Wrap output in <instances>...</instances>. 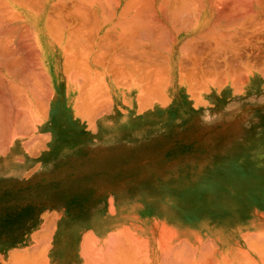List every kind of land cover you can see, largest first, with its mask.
<instances>
[{"label": "crops", "instance_id": "1", "mask_svg": "<svg viewBox=\"0 0 264 264\" xmlns=\"http://www.w3.org/2000/svg\"><path fill=\"white\" fill-rule=\"evenodd\" d=\"M111 1L112 0H110V2ZM126 1L127 2L130 1V3H134V2H132V0H119V1L117 0V2H119V3H118V5H115V6H117V7H115L114 4L116 1L114 0V2H113L114 4H113L112 2L110 3L108 0L107 2L112 4L111 5L112 8L110 9V4L108 5L107 2H101L102 5L100 3L99 6L97 7V9H94L95 11L92 12V15H90L88 18L86 17V19L84 16V12H81L84 10L83 9L84 6H82V8H81L83 10L78 11L80 6L79 7L76 6V8H78L76 10V8H74V6L71 4V2H65V3L63 2L64 3L63 4L64 9L62 7V3H60V4L58 3L57 5L55 4L56 6L50 5V7H48L50 9L45 11V16L43 17L42 20H40V22L38 24V25H40V28L42 29L41 40H39L37 38V35H36L37 20H35V19L37 18V16H35V14L33 16H27V18H28L27 25H29L30 34L24 26H22V27L19 26L20 24L22 25L24 22H20L19 20H17V22L14 23V21H13L14 18L10 20V21H12V24L14 23L16 25L15 26V28L17 27L16 30L18 29V32L16 31L17 33H15V31H14L13 36H12L13 37V44H15L13 46L18 47L17 48L18 50H15L13 47L12 50L13 51L15 50L13 53H12V50L5 52V54H3L4 51L2 53H0V75L3 76V77L0 76L1 77L0 78V90H1L0 91V97H1L0 99H2L0 101L1 102L0 104L1 105L3 104L1 106L2 108L0 109V117L1 118L4 117L3 119H5V117H6L5 114L8 111V108H7L8 102H10L8 114H10V111L12 110L11 113L13 114L12 117L14 118V122H15L12 124L11 120H13V119H11V120L9 119L11 121V124H12V128H10V126L8 125L9 121L7 119L6 125H8V126L4 128L3 125H4V122L6 120L3 121V119L0 118V120H1L0 121V123H1L0 124V136L1 135H2V137L6 136L7 131L9 133L10 129H11L10 133L12 134L11 135L9 133L10 135H7L8 139L10 140L9 142L6 139L7 137H4V138L1 137L3 142L1 145L2 147L0 148V264H18V263L19 264H27V263L28 264L29 263L34 264V263H36V261H35V259H36V256H35L36 253L35 252H36V248H37L36 246H38V245H40L41 247L44 246L42 244V239H37L36 233H44V232L59 233V238L55 237L53 240H50L49 245H47V247L49 248V255H48L47 264H86V259L88 258L87 255L92 253L91 249H92V247H94L93 244L95 242L84 239V235H81V233H83L85 231L109 232L108 235H106V237L108 239H109V237H111V235L113 233H114L113 237L116 238L115 234H117V232L126 231L127 227L128 228L131 227V217L133 215L132 200L133 199H135V200L147 199V184L148 183L161 182V183H165V184H179V183H181V180L179 178V171H177V170L174 171V169H179L180 167H182V168L195 167V164L194 163L190 164L189 161H188V163L179 164V161H177L179 159H176L175 161H174V159H170V158L165 159L164 155L166 153H170L173 151L179 152L180 151V147H179L180 144L189 145L190 141L192 144L194 143L195 131H196V127H197V120H203L204 121L206 119H215L216 115H217V111H219L221 108H224L223 114H225L224 116H226V118L228 117V115H233V116H235V117L232 116L233 118L241 120L245 126H249V124H251V126H252L251 129L254 128V124L256 125V123L258 121L259 82L257 83V81L254 80V75L253 74L251 75L249 73V70H250L249 69V63L250 62H248L251 59H254V55H253L254 49H253V46L251 43L252 42L255 43L256 38L259 37V32H258L259 28L257 29V27H258L257 24L260 21V19H259L260 18V12H259V9H257V7L255 9L258 10L257 12L259 14L256 11H254L255 10L254 7H253V9L250 10L248 8V6H249L248 3H244L243 0L239 1V2L235 1L237 3V5H236L237 7L234 6L236 10L239 11L238 7L243 5V6H241V10L245 9V7H246V9L251 11L250 12L248 10L247 11L242 10V13H241V10H240V13L238 12L239 14L236 13V15L234 13L235 9H232V11H229L230 13H233L235 17L237 15H240V17H243V15H245V14L248 15V16L245 15L246 17H249V18L245 17L246 20H244L243 18L242 19L238 18L239 16L236 17L238 19V21L240 20L239 23H241V20H242L243 23L240 25L236 24L237 19L233 18L235 20V21H233V19L231 18L233 15L228 16V17H230L231 22L229 21L228 18H226L227 16L225 18H224V16L221 17L222 20H220V22H221V24L223 23L222 25H225L224 24L225 21H229L230 23L234 22L236 24V26H234L233 25L234 23L230 24L229 22H227L226 25H228L229 28L228 29L224 28L223 29L224 31L222 30V32L225 33V32L231 31L230 29H232V33H231L232 37L229 35L230 33L228 32L229 36L225 37V38L222 37L221 39H225V41H229V39L230 40L235 39L237 41H242V39H243V41H247V43L250 42V45L252 48L251 47L249 48V46H247V49H242L241 51H237L239 48L235 44L236 41L233 42L234 40H232V42L234 44L231 42L232 45H231V43L229 45L233 46V47L235 45L236 47H234V48L231 47V49H230L229 48L230 46L224 45L225 47L223 48V44L217 45L214 43V41L217 40V38H216L217 35L215 38L213 36H210L212 39H210V37L208 36V39H210V41L212 40L211 41L212 44H208V42H210V41L206 40L207 37H204V39H202L201 37H199L197 35L198 32L195 34V32L197 31V24L202 22L203 20L204 21L208 20V25H209L208 27H210L211 30H214V26H213L214 24L213 23L216 19L214 17H215L217 12L212 11V9H215L214 7H220L222 4H220V6L219 5H213L212 2L205 1V5L202 7L201 6L199 7L198 5H196L197 4L196 1L191 2L194 0H187L188 2L185 0L187 4H185L184 0H183L184 2H180V0L179 1L173 0V1H169V2H158L155 0L154 1L151 0L152 2L151 1H150L151 3L147 2L148 5H145V7H147L153 3V5L152 6L150 5L151 7L150 6L149 7L151 9L153 7V11L155 10L157 13L154 12L152 14V10L148 11V9L150 10V8H147L146 10L148 12H146V13H149V12L151 13L147 16L151 17L153 19V21H151L152 19L149 18L150 21H148L149 20L148 18H146L147 20L146 19L143 20L145 17L142 18V16L145 14L144 12L146 11L144 9L145 11L143 12L144 7L141 9V6H140V12L142 10L143 13L141 12L142 16H139L141 13L140 14L138 13V10H139L138 9L139 4L137 3L138 0H136V1L134 0L135 3H137V5H135L134 9L137 7L136 11L138 14L137 13L136 14L138 15V19H139V20L136 19L137 23L135 26L134 23L136 22V20H133V19L137 18V16L135 17L136 14L133 13V12H136L133 9L134 5L130 4L131 5L130 7H129V5L126 6L129 3V2L126 3ZM143 1L144 0H142V3L145 2V1L144 2ZM248 2H249V0H248ZM105 3L108 5V8L106 7ZM231 3L233 4L234 2H231ZM238 3L241 5L238 6L239 5ZM243 3L246 4L245 7H244ZM65 4H67V5L65 6ZM69 4L71 5V7ZM189 4H191L190 8H191V6H193L195 4L196 7L198 6L200 9L199 8H197L198 10L194 9L196 7H194V8L192 7L190 9L189 6H187ZM156 5H158V6H156ZM159 5H161L163 7H161ZM58 6H60V8H62L64 11L62 9H59ZM100 6H102V8L104 7L105 11H103L102 8H100ZM123 6L127 7V11L131 10V9H128V7L129 8L132 7V10L127 12V14H125L122 10H125V12H126V9H125L126 7L123 8ZM67 7L69 8L70 11L67 10L68 9ZM160 7L162 9H164V12L167 9V12H168V13L166 12L167 15L172 14L173 16L171 15L170 17H168V16L164 15V12H163V10H161ZM184 7H186L185 9H188L187 13L190 12V10H192L190 12L191 14H189V13L185 14L184 12H182V11H186L183 9ZM230 7L233 8L232 6H230ZM11 8L13 9L14 6H12ZM73 8L76 10V12L74 11ZM113 8L115 10L114 11L115 16L113 15L112 18H110V19H108L107 17H104V14H103V16H102V14L101 15L99 14V13L104 12V13H106L105 16L110 17L108 15L107 9H109V13H112ZM58 9H59V11L61 10L60 12L63 11V14H62L63 17L66 15L63 18L61 16V13L59 12L60 13L59 18L61 17L60 20H62V18H63V21H61V22L65 23L64 25L63 24L61 25V22L59 21V19L57 17L59 14L57 12ZM120 9H122L121 10L122 14L124 13L125 15L123 14V16L122 15L119 16V14H121L118 12ZM66 10H67L68 14H66L67 13ZM168 10H170L172 12L174 11V12H176V14L179 12V14L181 15V19L184 20V23H185V21L187 23L189 21L188 24L191 23L190 24L191 28L189 27L188 24H180L179 23L182 20H180V16H178V14H177V16L179 17V19H177V22H176L177 16H176V18H174V16H175L173 14L174 12L170 14V11H168ZM195 10H197V11L201 10L200 13L198 12L199 16L197 15L196 12H194ZM252 10L254 11V13ZM48 11L51 12L50 13L51 15L48 16L50 18L49 22L51 20L57 18L54 21H52L53 23L52 22L49 23L48 20L45 19L47 17L46 15L48 14L47 13ZM101 11H103V12H101ZM70 12H72L73 15ZM78 12H80V13H78ZM229 12H227V14H229ZM249 12H250V14L252 13V15H254L253 17H255L254 19H256V20H254V19L252 20L253 17L249 15ZM34 13H35V11H34ZM77 13L80 14L81 16L79 17V15H77ZM81 13H83V15ZM93 13L95 15H97L96 18L94 17L95 19H97V17H99V20H96V22L98 21V23H99L96 26V28L94 26L97 23L94 22L95 21V20H93L94 18H91L89 21V18L93 17V15H94ZM132 13H133L134 18H132V16H131ZM90 14H91V11H90ZM112 14H110V15H112ZM256 14H258V15H256ZM53 15L54 16L56 15V16L54 17ZM67 15L68 16L72 15V16H69V18L71 20L67 17ZM150 15H153V16H150ZM52 16H53V19H52ZM126 16H127V18L129 16L132 18L134 23H132V21H130V22H131V24H133V26L135 28L131 24L129 26L125 23V21H127ZM182 16H185L186 19H183ZM82 17L85 19L84 22H86V24L83 22ZM102 17H104L105 19L107 18V21L106 22L104 21L105 23L102 22V19H104ZM124 17L126 19L125 21L121 19ZM139 17H141V21L143 20L142 22H140ZM188 17H189V19L191 17V19L190 20L187 19ZM131 18L130 19L128 18V20H131ZM171 18L172 19L174 18L175 22ZM119 19H121L120 21H122L123 24L121 22H119ZM226 19H228V20H226ZM247 19L249 21V25L247 23L248 22ZM250 19L252 22L250 21ZM65 20L68 21L67 22L68 26H66L67 23L65 22ZM78 20L82 21L83 24H85V26L87 24H91V20H92V22L94 23V25L92 24L93 25L92 27L95 30L92 29L91 25H89V28H88V26H86V28H88L87 29L88 32L93 30L94 33L91 32V35L88 34L84 28H81V27H84V25H82L81 24L82 22H79ZM243 20L245 22L247 21L246 24H244L245 22ZM7 21L9 22V19ZM56 21L60 22L59 26L62 29L60 27H59L60 30L58 29V23ZM144 21H145V23H144ZM212 21H213V23H212ZM253 21L254 22L256 21L255 24L257 23L256 25L254 24L255 26L252 25ZM45 22L46 23L48 22L50 25L48 23H47V25H49V26H52L54 24V26H52V27L55 28V26H56L59 31H55V30H57L55 28L54 33H53V30L47 28V25H45ZM101 22L103 23V25ZM112 22L115 24H113ZM116 22H117V25L122 24L121 26L123 28L117 26ZM127 22H129V21H127ZM138 22L140 25H137ZM146 22H148V23H146ZM5 23H7V22H5ZM79 23H80V25H79ZM118 23H121V24H118ZM154 23H157V24H154ZM31 24L33 27L31 26ZM142 24L144 26H146V28ZM158 24H160L161 26H163L164 24L167 25L166 28L168 27L169 31H167L168 29H166V32H169V35L165 34L166 33L165 27L164 26L161 27ZM181 25H184L185 28L177 29L178 27L180 28ZM186 25H188L187 26L188 29L186 28ZM241 25H244L242 27H245V28L247 27L249 29H247V31H246L244 28H241ZM107 26H108V28H106ZM114 26L116 28H112ZM238 26H240V27H238ZM251 26H252V28H251ZM52 27H49V28H52ZM74 27H76V28H74ZM90 27H91V29H90ZM97 27H98V31H96ZM128 27H130V31H129ZM137 27L141 28V29L139 30ZM143 27L146 31H148L149 28H150L149 30H151L152 28L154 29V27L155 28L157 27V28L155 29V32L153 29L151 30L153 32H149V31H148L149 33L147 32V35H146L148 37V39H147L146 36H145L146 38H144L146 31H145V34L142 33V31L144 32V30L142 29ZM158 27H159V29H158ZM254 27H256V28H254ZM20 28H23V29H20ZM79 28L82 29V30L80 29L81 32H79L80 34H82L81 36L77 33V31H79ZM131 28L135 32H137L136 30L138 29L141 33L137 32V34H136L133 30H132L133 32L131 33ZM46 29H48L49 31H46ZM69 29H71V30L68 31ZM83 29H84L85 33H87L86 34L87 38H84L85 33H83L84 32ZM105 29L110 31L111 33L109 32V34H111V35H109L107 33L108 31ZM121 29H122V32L124 31L123 33L121 32ZM126 29H128V30H126ZM217 29L218 28L216 27V32L220 30V28L218 30ZM254 29H257L256 30L257 32ZM19 30H21V32L22 31L24 32V30H25V32L27 31L26 34H28V35H26L25 32L19 33L20 32ZM72 30L74 32L76 30V33H74ZM156 30H157V32L159 31V33H160V30H161V33L165 32L162 34L165 39L161 35V37H162V40H161L160 36L158 34H157L158 36L156 35ZM249 30L250 31L254 30L255 31L254 34L252 31H251L252 33L250 34ZM95 31L97 32V35H95L96 34ZM103 31H105L107 34L103 35L104 34ZM235 31L238 32L236 36L234 35V34H236ZM58 32H60V33H58ZM125 32H126V34H125ZM129 32L132 35L134 34L133 36L135 38H133V36H131L129 34ZM222 32H218V33H222ZM240 32H242V33H240ZM14 33H15V35L16 34L17 35L14 36ZM49 33H53L54 37H56V38L58 37V38L57 39L53 38L52 34H49ZM112 33H113V35H112ZM121 33L123 35H121ZM152 33H154V34H152ZM244 33H246V34L248 33L249 35H245ZM18 34H20L21 36H22V34H24L23 36L25 38L24 37L21 38V36H19ZM31 34H33L32 37L30 36ZM77 34H78V36H77ZM138 34H141V36L140 35L138 36ZM148 34H152L151 37ZM170 34L172 35V37ZM173 34H174V37H173ZM239 34H241V35H239ZM256 34H258V36ZM88 35H89V38H88ZM108 35L110 37L112 36L111 37L112 39L109 38ZM165 35H166V37H169V38L171 37V40L169 38L166 39ZM194 35H195V37H194ZM226 35H227V33H226ZM243 35H244V37L245 36H249V37L244 38ZM17 36L19 37V40H18ZM70 36H73V37L71 38ZM74 36H76V37H74ZM101 36H104V37L106 36V38L101 37ZM107 36H108V39L112 42H110L107 39ZM125 36H128V37H125ZM152 36L154 38H156L157 40L159 38L158 43H156V40ZM250 36H252V38ZM59 37H61V39ZM114 37L118 40H116ZM197 37H198V39H197ZM139 38L140 39L142 38L143 44L139 43V41H140ZM199 38H200V40H206L208 45L205 44L204 41H202L203 42L202 43L199 40ZM219 38L220 37L218 36V39ZM238 38H240L241 40L240 39L238 40ZM31 39L32 40L34 39V41H32ZM71 39H74L75 41L72 40L74 42L70 41L71 42L70 43L69 40H71ZM150 39L152 40V43H151ZM246 39H248V40H246ZM17 40H18V42H17ZM24 40H26V41H24ZM106 40H108V41H106ZM144 40L146 42H144ZM153 40H154V44L156 46L153 44ZM19 41L20 42L22 41L21 45H23V42H24V46H23L24 50H22L23 47H20L21 45H18V44H20ZM31 41L35 43V44L33 43V46L36 45L33 48H31V50L32 49L35 50L36 47L38 46V53L36 50V52L33 51L34 53L32 54V51L29 50L30 49V45H29L30 43H31V47H32ZM134 41L137 43V45L139 43V45H141V46L140 47L138 46V48H137V45H136V47H135ZM160 41H162V42H160ZM189 41H190V43H193V42L198 43L200 41V43H198L199 45L197 43H196L197 45L195 43H193V45H192V44H189ZM191 41H193V42H191ZM75 42L78 44H76ZM87 42L88 43L91 42L92 44H90V43L87 44ZM167 42H168V44H167ZM67 43H68V45L70 43L71 46L70 45L68 46ZM73 43L76 45H74ZM82 43H83V45H82ZM84 43H86V44H84ZM128 43L129 44L131 43L132 46H129ZM183 43H184L183 48L185 46L186 49H187V47H189V45L194 46L195 49H194V47L193 48L190 47V48H192L193 52L197 55H195L194 53L191 54L190 50L192 51V49H190V48H188V50H185V48L184 49L182 48V49H183V51L185 50L184 52H186V53L190 52L191 55L189 54L187 56L186 53L181 52L182 49H178V48H180V45ZM185 43H187V44L185 45ZM65 44L67 45V47ZM100 44H102V46H103V47L101 46L102 50H101ZM103 44L104 45L107 44V48H106L107 52L105 51L106 46L104 47ZM147 44L148 45L150 44L152 47L150 45L148 47ZM165 44H167V46L168 45L171 46V47H169V46L167 47L170 49L165 50L166 46H164V48L162 47V45H165ZM108 45H110V48L108 47ZM142 45H145V46H143V48H142ZM153 45H154V47H153ZM160 45H161V47H160ZM212 45L214 46V49H213ZM25 46H29V48H27ZM113 46H114V48H113ZM219 46H222V48H219ZM227 46H228V48L226 50ZM85 47L91 48V49H89V52H88V49H86L85 52L83 51V50H85ZM130 47H131V50L129 49ZM144 47H145V49L147 47L148 50L146 49V51H145ZM64 48H66L69 51H66V49H64ZM92 48H93V50H92ZM151 48H154V49L157 48V49L154 50ZM198 48H199V50H198ZM216 48H219V49H216ZM134 49H136V50H134ZM162 49H164V50H162ZM200 49L202 52L204 50L207 52L209 49H211L209 51H212V49H213L215 52L212 51V52H208V54H207L205 51L202 53L200 51ZM222 49H225V50H223L224 52L221 51L225 54L218 53V52H220L219 50H222ZM232 49H233V51H232ZM234 49H236L235 52H234ZM103 50L105 51L106 55H105V53H103L104 52ZM124 50H126V51L128 50V51L126 52ZM153 50L155 52H156V50H158V52H156L157 54H154L155 52ZM246 50H249V51H246ZM22 51H25V52H22ZM161 51H162V53H161ZM228 51H230V53ZM10 52H11V54H10ZM76 52H78L79 56H78V54L76 56V54H75ZM99 52H101L102 54ZM124 52H126V53H124ZM139 52L140 53L144 52V54H142V56H141V54H138ZM200 52H201V54H198ZM213 52L220 54V56L217 54L215 55ZM236 52H238L240 54L238 55V53H236ZM160 53H161V55H160ZM183 53H184V55L182 57ZM204 53H206L207 55L203 56L204 57L203 58L201 56ZM24 54H26V55H24ZM71 54H72V56H71ZM74 54H75V56H74ZM113 54H115V55L113 56ZM165 54L167 57L165 56ZM185 54H186V56H185ZM211 54H212V56H211ZM102 55L103 56L105 55L106 58H105V56L102 57ZM123 55H125V56H123ZM138 55L141 57H139ZM192 55H195V58H193V59H196L197 62L199 61L201 63V61H202L201 59H203L204 62L202 61L201 64L205 65L206 61L208 63V60L210 59L209 62H211L213 60L212 61L213 65L218 66V67L213 68V65H211L212 63H208L205 66L206 67L205 70H204L205 67H203V65H201L202 67L199 68L196 65V64H200L199 62L196 63V61L194 60V61H192L193 62L192 63L191 60L189 59V56H190V58L193 57ZM224 55L225 56L227 55L226 59L229 61L228 64L231 66L233 64H235V66L237 65V67L240 65V68H241L242 66L245 67V65H246V67H245L246 69L242 68V69L246 70V71L244 70L246 77L241 76V75L240 76L238 75V77H234L235 72L239 73L241 71L242 75H244L243 70L242 69L240 70L239 67L238 68L236 67L234 69V67H233L234 65L232 67L231 66L229 67V65H228V67H227L228 69L224 68L226 73L228 75L230 73L229 76H231V72H234V71L229 72V70L234 69L235 72L232 73V78L236 79V80L233 81L231 78L230 82L224 81L226 83V86H227L225 88H227V89L219 91L217 89L220 87L221 84H220V82L215 83V80L220 79V81H221L222 77H223L221 75H223L225 73L224 69H221V68H223V66H222L223 65V63H222L223 58H221V57L225 58ZM36 56H38V58H39V60L37 62L35 61V60H37ZM65 56H66V58H65ZM69 56H71V57H69ZM98 56L101 59H99ZM132 56H133V58H132ZM145 56L148 58H146ZM196 56L197 57L199 56L198 58L201 57L200 60L198 58H196ZM231 56H233V58ZM85 57H88V60ZM96 57H98V58H96ZM114 57H116L117 60H116V58H115V60H112V59H114ZM118 57H119V59L121 58L122 61H121V59L118 60ZM128 57L130 58L131 61L128 59ZM137 57L139 58V60H141V62L138 60ZM150 57H151L152 61L151 60L149 61ZM152 57H153V59H152ZM215 57L219 60H217ZM124 58L127 59L128 61L125 60ZM163 58H165V59H163ZM7 59H9V61ZM94 59H95V62H97V63H94ZM133 59H134V61H133ZM157 59L159 61H156ZM179 59H182L184 61L179 60ZM187 59H188V61L189 60L190 61L187 62ZM239 59H241V60L243 59V60L241 61ZM245 59H247V60H245ZM5 60L7 63L5 62ZM68 60H69V62H68ZM83 60H85V61H83ZM97 60L99 61V63ZM215 60L217 62H215ZM21 61H23V62L21 63ZM33 61H34V63H33ZM81 61H83V62H81ZM109 61H111V62H109ZM146 61H148L150 63H152L153 61L154 62H153V64L149 63V65H148V63ZM179 61H181V62H179ZM236 61L239 62L240 64L238 63L239 64L238 65L236 63ZM245 61H247L248 64H246ZM251 61H254V60H251ZM127 62L128 63L130 62L129 63L130 65ZM231 62H233V63H231ZM244 62H245V65H243ZM26 63H28V64H26ZM37 63H39V65H37ZM72 63H73V65H72ZM100 63H102V64L104 63L103 66H102V64L100 65ZM105 63H106V65H105ZM111 63H113L114 66ZM118 63H119V66L121 67V69L118 70L119 75L115 74V72L117 73L116 69L120 68L118 66ZM158 63H159V67H160L159 69L157 67ZM163 63L165 65H163ZM241 63H242V65H241ZM15 64H16V66H13ZM87 64L90 65L91 67L87 66ZM116 64H117V66H115ZM131 64L133 66H135L137 69L135 70V68ZM161 64L164 67L160 66ZM178 64H180V65H178ZM186 64L189 65V66H187V68L185 66ZM24 65H26V66H24ZM66 65H68V66H66ZM69 65H71V67H69ZM74 65H76V67H74ZM146 65H147V67L145 68L144 66H146ZM183 65H184V67H183ZM30 66L33 68H31ZM77 66L79 67V69ZM149 66L155 67L159 73L157 71L155 73V70H156L155 68H153L154 73H151V71L153 72V69H151V71H150ZM192 66H194V67H192ZM195 66L198 68H196ZM27 67L30 70V71L28 70V73L30 75L27 73V69H28ZM65 67L69 68V70ZM81 67H83V68H81ZM87 67L90 68L91 71ZM138 67H139V70H138ZM207 67H209V68H207ZM211 67H212V70L214 69L213 74L215 72V75L212 74V71L210 69ZM15 68H17V70ZM75 68H77V69L75 70ZM111 68L113 71H108V69L110 70ZM127 68H130V69L132 68L133 70L131 69L132 71H130V69H127ZM161 68L162 69L166 68L167 70L165 69V71H164V70H161ZM182 68H185V69L183 70ZM195 68H196V71L198 69L199 70L196 72ZM19 69H20V71H19ZM31 69L34 71H32ZM97 69H98V71H96ZM123 69H125V71ZM208 69H210V70H208ZM215 69L218 71H215ZM15 70L18 72L16 73ZM145 70H147V71H145ZM192 70H193V72H189ZM81 71H86V72H81ZM121 71H122V73L120 75ZM129 71L131 72V74L129 73ZM23 72H24V75H22ZM30 72H32V73H30ZM71 72L73 73V76L71 75ZM87 72L89 73V75ZM96 72H98V73H96ZM123 72L127 73V74L126 73L125 74L129 77L128 79L126 76H125L126 80L125 79L123 80V78H121L122 76L124 77V75H125V74H123ZM188 72L191 74H189ZM241 72H240V74H241ZM246 72H248V73H246ZM1 73H3V74H1ZM36 73H38L41 76H39ZM81 73H82V75H81ZM145 73L147 75H149V74H151V75H149L148 78L146 79L147 75ZM195 73H196V76H194ZM203 73L206 74V76H204ZM218 73H219V75L221 73V75L220 76L217 75ZM114 74L116 75L115 76L116 80L114 78ZM197 74H198V76H197ZM210 74H212V76H214V77H212V76H210L211 78L208 77V75H210ZM4 75L6 76L5 78H4ZM33 75H34V77H33ZM87 75H88L89 79L85 81V79L83 77H87ZM90 75H91V77H90ZM92 75H94L95 78H94V76L92 77ZM100 75H101V79L98 78ZM144 75H146V76L144 77ZM158 75L162 76L163 78L165 77V79H163L162 77H159ZM165 75H167V76H165ZM189 75H190V77H189ZM199 75H200V79H199ZM228 75L226 76V78H229ZM22 76H24V77H22ZM27 76H28V78H27ZM36 76H38V77H36ZM74 76H76V77H74ZM140 76H142L141 77L143 80V81L141 80L142 83L140 80L137 79L138 77L140 78ZM152 76L153 77L158 76V79H156V77H154L155 78L154 79ZM215 76L218 79H216ZM96 77L98 79H96ZM188 77H189V79H188ZM194 77H195V79H194ZM197 77H198V79H197ZM202 77H205L206 79L202 78ZM7 78H8V80H7ZM31 78L32 79L34 78L33 81ZM39 78L40 79L42 78V80H40ZM79 78H80V80H79ZM90 78H94V79H90ZM117 78H118V80H117ZM161 78L163 79V81L159 82L162 80ZM191 78H192V80H191ZM239 78H241L240 81H238ZM27 79H29V80H27ZM23 80H24V82H23ZM89 80H90V82L91 81L92 82L91 83L88 82ZM11 81H12V84H11ZM78 81H80V82H78ZM123 81L125 83H126V81H128V82L130 81V83L125 84ZM139 81H140V83H139ZM146 81L149 85H147ZM153 81H154V83H153L154 85L152 84ZM1 82H3V83H1ZM13 82H15V85H16V83H18V85H16V86L17 87L19 86V88H17ZM35 82H37V83H35ZM87 82L90 84H86ZM206 82H208V83L210 82V83L207 84ZM222 82H223V80H222ZM27 83H28V85H27ZM31 83L34 84L35 86H39L38 87V89L40 88L38 91L39 95H37L36 90H38V89L36 87H34V85L29 86V85H31ZM96 83H98L99 85ZM101 83L103 84V86L105 88L101 85ZM198 83H199V85H202V86L199 87ZM2 84H4V85H2ZM10 84L14 85V87L16 89H14V88L11 89L10 87H12V86ZM150 84H151V86H150ZM156 84H158V85H156ZM210 84L213 87H208V86H210ZM235 85H237V86H235ZM40 86H42V89ZM82 86H83V89L81 90ZM84 86H86V87H84ZM142 86H145L147 89L151 88L152 90L151 89L147 90V91H149V92H147L146 88L142 87ZM233 86H235V87H233ZM4 87H5V89H4ZM20 87L25 91H23V90L21 91ZM32 87H34V88H32ZM88 87H89V89H88ZM8 88L11 90H9ZM95 88L97 90H95ZM101 88H103V89H101ZM205 88H207V89H205ZM17 89L18 90L20 89V90L18 91ZM34 89H35V93H36L35 95H34ZM85 89H86V91H85ZM154 89H156V90H154ZM201 89L205 90V95L202 94ZM32 90H33V94L31 93ZM40 90H41V93H40ZM43 90L45 92H43ZM87 90H88V92H87ZM94 90L96 93L95 92L92 93V91H94ZM98 90L100 91V93ZM13 91H15V92H13ZM17 92H20V93L17 94ZM22 92H25V95ZM82 92L85 93L84 94L85 96L82 95L83 94ZM227 93H228V95H227ZM19 94L21 95L20 98H19ZM104 94H105V96H104ZM224 96H230L229 101L226 103L222 102V100H221L222 97H224ZM21 97H23L24 99H22ZM25 97H26V99H28L27 102H29L28 106L30 107V108H28V106H27V109H26L27 102H26ZM88 97H90V98H88ZM201 97L203 100H205V103L203 101H201ZM9 98L11 101L9 100ZM16 98H17V100H16ZM36 98H37V101H36ZM94 98H95V101H94ZM88 99H89V102H88ZM3 100H7V101L4 102ZM18 101H20V103ZM38 101L41 103L40 105H38L39 104ZM98 101H99V103H98ZM14 102H15V104H14ZM24 102H26V105H24L25 104ZM100 102L105 103V104H101ZM6 103H7V105H4ZM78 104H80V106H78ZM21 105H24V106L22 107ZM5 106L7 108L6 110H5ZM15 106L16 107L19 106V107L16 108ZM24 107H25V111L27 110L26 114H28L26 116L28 118L25 117V119L23 118V116H25V115L22 116V114H23L22 112L24 110ZM17 109L19 111L18 113H16ZM20 111H21V113H20ZM19 113H20V115H19ZM1 114H4V115L1 116ZM8 114H7V116L11 117V115H8ZM29 115H31V116H29ZM18 116H20V117H18ZM20 118H22V119H20ZM19 119L22 123L21 122H18V123L23 124L24 127H26V128H24L21 125H20L21 127L19 126V124L16 122L17 120L19 121ZM23 119L25 121L27 120V123H25V121ZM28 120H30V121L28 122ZM25 124H28L29 126H27V125L25 126ZM7 128H8V130H6ZM20 128L23 130H21ZM26 129H27V131H26ZM3 130L5 132L4 134H3ZM9 136H11L10 137L11 139L9 138ZM2 140H0V141H2ZM4 141H7V142H5L6 144L4 143ZM183 150L190 151V148L189 147L184 148ZM160 176L164 177L165 179L164 180L151 179V178H157ZM140 209H142V208H139V210ZM146 213H147V211L145 209L143 214H146ZM257 215L259 217V220L264 222V210L259 211ZM5 233H12V234H11V236L8 237V236H5ZM63 233H72L73 238L65 239V238H63ZM114 241H116V240H114ZM114 241L112 240L113 243H114ZM124 241L125 240H120L118 244L121 243V246H122V243H124ZM115 250L117 251V249H115ZM30 251H33V252H30ZM116 251H115V253H116ZM18 253H19V256H18ZM22 255L24 257H21ZM261 256H263V255L261 253V250H259V259H258L257 264H264V262L261 261L262 260ZM119 257H118V259H119ZM27 259H29V260H27ZM26 260H27V262H26ZM32 261L34 263H32ZM116 261L117 260L115 258L114 263H116ZM122 261L124 262V258L121 261L120 260L117 261V264H119V262L122 263ZM14 262H16V263H14ZM254 264H256V263H254Z\"/></svg>", "mask_w": 264, "mask_h": 264}, {"label": "rangeland", "instance_id": "2", "mask_svg": "<svg viewBox=\"0 0 264 264\" xmlns=\"http://www.w3.org/2000/svg\"><path fill=\"white\" fill-rule=\"evenodd\" d=\"M261 39L263 41H258L261 46L259 44V48L257 47L258 49H255L256 47L254 46V53H256V51L258 54L261 53V55L259 54V59L261 58L260 62L264 59L262 58L264 57V52H262L264 51V38ZM225 42L229 44L232 41ZM225 42L223 44L228 45ZM243 42L244 41L236 42V44L238 43L236 45L238 48L242 45L238 49L239 51L247 49V46L251 47L250 42ZM258 42L257 40L255 41L257 44ZM255 43L253 44L257 46ZM255 56L257 57V53L256 55L254 54V57ZM206 83L209 84L210 82ZM220 84V87L218 89L216 88L217 90L222 91L227 89L225 88L227 87L226 83L220 82ZM208 87L213 86L210 84ZM201 92L205 95V90L201 89ZM258 96V121L256 125L254 124L253 129H251V124L245 126L241 120L233 118L235 117L233 115H228L226 118V116H224L225 114H223L224 108L217 111L215 119H206L204 121L197 120L194 143L192 144L190 141L189 145L180 144L179 152L173 151L164 155L165 159L170 158L174 159V161L179 159L177 160L179 164L188 163L189 161L190 164L194 163L195 167H180L179 169H174V171H179V178L181 180L179 184H165L161 182L148 183L147 199L132 200L133 215L131 217V227H127L126 231L117 232V234H115L116 238L118 236L122 240H129L130 242L127 241L129 244L132 242L130 240V238H132L134 242L136 240L137 245L141 240V242L144 243L143 245H145V241H147L149 245L151 243L150 248H153L156 243V241L153 242V240H155L154 237H159V232L154 235L152 231L155 229L157 230L158 226V228H162V231L163 229L164 231L169 230L166 231V234L172 235L175 238L181 235H188V233L183 232L185 230L182 229V231L176 230L175 232L170 230V226L168 225L169 222L167 224L158 217V212L163 209H166V212L169 214L178 215V219L179 216L185 217L199 214H201L199 218L206 217L218 210H226V214L242 211L241 213H243V216H246L245 218L248 219L246 225L240 229H238V227L241 225L229 226L225 222L218 224V227L208 222L201 223V225L198 226V222L195 219L191 220V222H193L191 224L195 226L190 228L186 226L183 227L189 228L192 231H195L198 227L201 229L200 226L204 227L201 230L206 236V238H204L205 242L211 247L210 250L212 249L211 257H213L215 250L218 249L219 252L225 253L230 264H235L236 261V264L240 262H244L242 264L258 262V250L261 249V253L263 252L264 254V243L258 240L260 235H264V222L259 220L257 214L264 209L262 204V210H259L257 206L251 207L250 204H248V197L250 194V197L254 194L255 196L252 197V200H254L253 202H256L260 197L264 199V79L259 83ZM229 98L230 96H224L221 100L226 103L229 101ZM201 101L205 103L202 97ZM188 147L190 151L183 150ZM151 179L164 180L165 178L160 176ZM139 208L142 209L139 210ZM145 209L147 213L143 214ZM160 219L162 222H160ZM151 221L153 222L151 223ZM177 221L178 220L174 218V221H171L172 225L176 224ZM167 225L169 227L166 228ZM147 227L150 232L147 231ZM222 228L225 229L226 233L223 232L224 230H222ZM150 229H152V231ZM108 233L109 232L85 231L81 233V235H84V239L86 240L96 241V243L99 242L107 249V243L116 239L113 237L114 233L108 239L106 237ZM11 234L12 233H5V236L9 237ZM247 235H253L255 237L254 240L250 239L253 244H251V241L247 240ZM72 236V233H63V238L65 239H71L73 238ZM36 237L37 239H42V244L44 245L42 247L40 245L36 246V251H38L35 255L36 263L37 259H39L43 261V263L39 261L41 264H44V261L45 264H47L49 255V248L47 245H49V241L53 240L55 237L59 238V233H36ZM134 242L132 244L136 245ZM256 244L260 249L258 246L255 248ZM141 249L145 250L142 247ZM227 250L228 252L230 251L231 254L236 253L232 256ZM40 253L42 256L38 258ZM140 253L144 252L141 251ZM261 259H264V257L261 256ZM213 261L217 260L214 259Z\"/></svg>", "mask_w": 264, "mask_h": 264}, {"label": "bare ground", "instance_id": "3", "mask_svg": "<svg viewBox=\"0 0 264 264\" xmlns=\"http://www.w3.org/2000/svg\"><path fill=\"white\" fill-rule=\"evenodd\" d=\"M107 1H108V0H0V53H2V52L4 51L3 54H5V52L11 51L12 48L14 47L13 45H15V44H13V37H12V36H13V32H14V31H15V33L18 32V29L16 30L17 27L15 28L16 25L14 24V23L17 22V20H19L20 22H24V23H23L24 25H23V24H22V25L20 24L19 26H20V27L24 26V27L28 30L29 34H30V31H29V25H27V22H28V18H27V16H33V15L35 14V16H37V18L35 19V20H37V28H36V31H37V32H36V35H37V38H38L39 40H41V38H42V37H41V35H42V29L40 28V25H38V24H39L40 20H42L43 17L45 16V11L50 9V8H48V7H50V5L54 6L55 4L57 5L58 3H59V4L62 3V7H63V9H64V5H63V4H64L65 2H71V4L74 6V8H76V6H78V7L80 6L79 9L76 8V10L78 9V11H79V10L81 11V10L84 9V10L81 11V12H84V16H85V19H86V17L88 18L90 15H92V12L95 11L94 9H97V7L99 6V4H100L101 2H107ZM115 1L117 2V0H115ZM118 1H119V0H118ZM135 1H136V0H135ZM135 1L132 0V2H134V3H130V1H128V2H129V3H128V2L126 1V3H128L126 6L129 5V7H130V6H131L130 4H133V5H134V6H133V9H134L135 5H137V3H138V4H139V5H138V9H139V10H138V13H139V14L142 12V10H141V12H140V6H141V9L144 7V8H143V12H144L147 8H150V7L153 5V3H152V4H150L151 6L149 5L150 7H149V6L145 7V5H148L147 2H148V3H151V2H152L151 0H144V1H145V2L143 1L144 3H142V0H140V1L138 0L137 3H135ZM150 1H151V2H150ZM153 1H154V0H153ZM155 1H158V2H169V1H173V0H155ZM177 1H179V0H177ZM184 1H185V0H184ZM184 1H183V0L181 1V0H180V2H184ZM186 1H187V0H186ZM186 1H185V4H187ZM195 1L197 2V4H196V3H195V4L198 5L199 7H200V6H201V7L204 6V5H205V1L212 2L213 5H219V6H220V4H222L220 7H214L215 9H212V11L217 12L216 15H215V17H214V18H216L215 21H214V23H213V21H212V23L214 24V25H213V26H214V30H211V28L208 27V26H209V25H208V20H205V21L203 20L202 22H200V23L197 24V31L195 32V34L198 32L197 35H198L199 37H201L202 39H204V37H207L206 40H209V41H210V39H212L210 36H213V37L215 38L216 35H217V37H216L217 40L214 41V43L217 44V45H222V44L225 42V39H221L222 37L225 38V37H228L229 35H230V36L232 35V34H231V33H232V29H230L231 31H228V30H227V31L230 33L229 35H228V32H225V33L222 32V30H223L224 28H227V29L229 28V26L226 25V23L229 22V21L231 22V19H230V17H228V16L233 15V16L231 17L232 19H233V18L237 19L236 17H238V16H239L238 18H241V19L243 18L244 20H246V18H249V17H246V16H248V15H246V14H245L246 16L243 15V17H240V15H237V16L235 17L233 13H230V12H229V11H232V9H235L234 6L237 5V3H236L235 1L239 2V1H242V0H194V1H191V2H195ZM63 2H64V3H63ZM109 2H110V0H109ZM111 2L113 3L114 0H112ZM111 2H110V3H111ZM116 2H115V4L113 3L114 6H115V5H118V3H119V2H117V3H116ZM187 2H188V1H187ZM191 2H190V3H191ZM209 2H208V3H209ZM231 2H234V3H233L234 5H233ZM243 2H244V3H248L249 6H248V5H247V6H248V8H249L250 10L253 9V7H254V9H255L256 7H257V9H259V12H260V18H259L260 21H259V23H258L259 25L256 23L257 26H258V27L256 26L257 29L259 28V31H258V32H259V37L256 38V40H257V42H258V41L262 40L261 38H264V0H249V2H248V0H247V1H246V0H243ZM110 3L107 2L108 5H109ZM124 3H125V2H124ZM140 3H141V4H140ZM212 3H211V4H212ZM244 3H243V4H244ZM105 4H106V3H105ZM107 4H106V7L108 8V5H107ZM143 4H144V5H143ZM191 4H192V3H191ZM191 4H189V5H187V6H189V8H190V5H191ZM195 4H194L193 6H191V8H192V7H193V8L196 7ZM231 4H232V5H231ZM238 4H239V3H238ZM56 5H55V6H56ZM66 5H67V4H65V6H66ZM69 5H70V4H69ZM101 5H102V3H101ZM103 5H104V4H103ZM111 5H112V4H110V9L112 8ZM182 5H183V4H182ZM182 5H181V6H182ZM240 5H241V4H239L238 6H240ZM245 5H246V4H244V7H245ZM12 6H14L13 9L11 8ZM60 6H61V5H60ZM60 6H58L59 9H62V8H60ZM73 6H72V7H73ZM82 6H84L83 9H81ZM126 6H123V8L126 7ZM156 6H158V5H156ZM159 6H161V5H159ZM187 6H186V7H187ZM198 6H197L196 8H194V9L199 8ZM230 6H232L233 8H231ZM241 6H243V5H241ZM241 6L238 7L239 11L236 10V9L234 10L235 12L233 11V12L235 13V15H236V13H237V14L240 13ZM68 7H69V6H68ZM68 7H67V8H68ZM70 7H71V5H70ZM70 7H69V8H70ZM115 7H117V6H115ZM129 7H128V9H131V10H132V7H131V8H129ZM161 7H163V6H161ZM161 7H160V8H161ZM164 7H165V6H164ZM186 7L183 8V9L186 10V11H182V12H184L185 14L187 13V10H188V9H185ZM236 7H237V6H236ZM67 8H66V9H67ZM69 8H68L67 10H69ZM74 8H73V9H74ZM100 8H102V6H100ZM123 8H122V9H123ZM136 8H137V7H136ZM136 8L134 9L135 11H136ZM187 8H188V7H187ZM191 8H190V9H191ZM242 8H243V7H242ZM53 9H54V8H53ZM59 9H58V11H57L58 13L61 11V10L59 11ZM63 9H62V10H63ZM70 9H71V8H70ZM73 9H72V10H73ZM122 9H120V10L118 11L119 13H121V14H119V16H120V15L123 16L124 13L127 14V12L131 11V10H128V11H127V7L125 8V9H126V12H125V10H122ZM144 9H145V10H144ZM165 9H166V8H165ZM190 9H189V10H190ZM199 9H200V8H199ZM257 9H255L254 11L257 12V11H258ZM67 10H66V12H67ZM76 10L74 9L75 12H76ZM102 10L105 11V8L103 7ZM107 10H108V11H107V12H108V15H109L110 17L105 16L106 13H104L103 11H101V12H103V13H99V14H100V15L102 14V16H103V14H104V17H107L108 19L112 18L113 15L115 16V14H114V11H115L114 8H113V10H112V11H113V12H112L113 14H112V13H109V9H107ZM121 10L124 12L123 14H122V11H121ZM134 10H133V11H134ZM151 10H152V14H153L154 12L157 13L155 10L153 11V7H152V9L150 8V10L148 9V11H151ZM161 10H163V12H164V9L161 8ZM161 10H160V11H161ZM197 10H198V9H197ZM197 10H195L194 12H196L197 15L199 16V13L201 12V10H199V11H197ZM216 10H217V11H216ZM242 10L247 11L248 9H246V7H245V9H242ZM242 10H241V13H242ZM250 10H248V11H250ZM34 11H35V13H34ZM52 11H53V10H52ZM63 11H64V10H63ZM63 11L60 12V13H61V16H62V14H63ZM69 11H70V10H69ZM90 11H91V14H90ZM120 11H121V12H120ZM148 11L146 10V11L144 12V13L146 14V15L144 14L145 16H144V15L142 16V13H143V12H142L139 16H142V18L145 17L143 20H145L146 18H148V19H149V18L152 19L151 17H148V16H147V15L151 14L150 12H149V13H146V12H148ZM168 11H170V10H168ZM191 11H192V10H190V12H191ZM236 11H237V12H236ZM252 11H253V10H252ZM254 11H253V13H254ZM57 12H56V13H57ZM66 12H65V13H66ZM72 12H73V11H72ZM72 12H70V13L72 14ZM163 12H162V13H163ZM166 12H167V9H166V11L164 12V15L170 17V16L172 15L171 13H173L174 11H173V12L170 11V14H171V15H167ZM190 12H188V13L191 14ZM198 12H199V13H198ZM227 12H229V14H227ZM238 12H239V13H238ZM243 12H244V11H243ZM250 12H251V11H250ZM250 12H249V15L253 17L254 15H252V13L250 14ZM47 13H48V14L46 15L47 17H48L49 15H51V14H50V13H51L50 11H48ZM53 13H54V12H53ZM60 13L58 14L57 17H58L59 21L61 22V21H63V18H64L66 15L64 14L65 16H64V17L62 16L63 18H62V20H60V19H61V17L59 18ZM70 13H69V14H70ZM78 13H80V12H78ZM78 13H77V15H79V17H80L81 15L78 14ZM94 13H95V12H94ZM94 13H93V14H94ZM133 13L136 14L137 11H136V12H133ZM133 13H132V15H131L132 18H134ZM138 13H137V14H138ZM167 13H168V12H167ZM188 13H187V14H188ZM257 13H258V12H257ZM54 14H55V13H54ZM66 14H68V12H67ZM81 14L83 15V13H81ZM95 14H96V13H95ZM95 14L93 15V17H90V18H89V21H90L91 18H94V17L96 18L97 15H95ZM110 14H112V15H110ZM125 14H124V15H125ZM135 14H134V15H135ZM137 14L135 15V17L137 16V18H134L133 20H136V19L139 20ZM173 14L175 15L174 18H176L177 14H178V16H180V20H182V19H181V15L179 14V12H178L177 14H176V12H174ZM181 14H182V13H181ZM226 14H227V15H226ZM258 14H259V13H258ZM258 14H256V15H258ZM72 15H73V14H72ZM72 15H69V16H72ZM129 15H130V14H129ZM182 15H183V14H182ZM53 16H54V15H53ZM53 16H52V19H53ZM55 16H56V15H55ZM55 16H54V17H55ZM69 16L67 15L68 18H69ZM122 16H121V17H122ZM150 16H153V15H150ZM172 16H173V15H172ZM178 16H177V18H176V22H177V19H179ZM190 16H191V15H190ZM222 16H224V18L227 16L226 18L229 19V21H225V23H224L225 25H222L223 23L221 24V22H220V20H222V18H221ZM47 17H46L45 19H47L48 22H49V19H50V18H49V17L47 18ZM73 17H74V16H73ZM104 17H102V18H104ZM184 17H185V16H182L183 19H186V17H185V18H184ZM245 17H246V18H245ZM258 17H259V16H258ZM13 18H14V19H13ZM82 18H83V17H82ZM95 18H94L93 20H95L94 22L97 23V24H95V26H94V27L96 28V26L99 24L98 21L96 22V20H99V17H97V19H95ZM102 18H101V19H102ZM107 18H106V19H105V18L102 19V22H104V21L106 22V21H107ZM128 18L130 19L131 17L129 16ZM128 18H127V16H126V19H127V21H129V22L125 21V20H126L125 17H124V18H121V19L124 20L125 23H126L127 25L130 26V24H131L130 21H132V23H134V22H133L132 18H131V20H128ZM139 18H140V22H142L143 20L141 21V17H139ZM174 18H173V19L171 18V19L174 21V20H175ZM254 18H255V17H253L252 20H253ZM256 18H257V17H256ZM8 19H9V22L7 21ZM11 19H13V21H14L13 24H12V21H10ZM55 19H57V18H55ZM55 19L51 20L50 22L54 21ZM69 19H70V18H69ZM69 19H68V20H69ZM73 19H74V18H73ZM75 19H76V18H75ZM85 19L83 18V22H84ZM121 19H119V22H121V23L123 24V22L120 21ZM150 19H149L148 21H150ZM187 19H189V17H188ZM190 19H191V17H190ZM190 19H189V20H190ZM228 19H226V20H228ZM259 19H258V20H259ZM70 20H71V19H70ZM76 20H77V19H76ZM76 20H75V21H76ZM137 20H136V22L134 23L135 26H136ZM146 20H147V19H146ZM213 20H214V19H213ZM244 20H243V21H244ZM254 20H256V19H254ZM44 21H45V20H44ZM78 21H79V20H78ZM87 21H88V20H87ZM117 21H118V20H117ZM151 21H153V19H152ZM154 21H155V20H154ZM182 21H183V22H182ZM182 21H181L182 23H181V22H179V23H180V24H188V23H189L188 20H187L188 23H187L186 21H185V23H184V20H182ZM233 21H235V20L233 19ZM247 21H248V19H247ZM247 21H246V22H247ZM250 21H251V19H250ZM5 22H7V23H5ZM29 22H30V21H29ZM48 22H47V23H48ZM50 22H49V23H50ZM56 22L58 23V29H59V27H60V26H59V25H60V22H58V21H56ZM56 22H55V23H56ZM65 22L67 23L68 21L65 20ZM79 22H82V21H79ZM83 22H82L81 24L84 25V27H81V28H84L86 31H87V29L89 28V25H91V27L94 25V23H93L92 20H91V24H87L86 26H88V28H86V26H85L86 22H84L85 24H83ZM102 22H101V23H102ZM105 22H104V23H105ZM158 22H159V21H158ZM158 22H157V23H158ZM174 22H175V21H174ZM191 22H192V21H191ZM194 22H195V21H194ZM230 22H229V23H230ZM239 22H240V20L238 21V19H237V23H236V24L240 25V24L243 23L242 20H241V23H239ZM244 22H245V21H244ZM246 22H245L244 24H246ZM251 22H252V21H251ZM255 22H256V21H255ZM255 22L253 21V24H252V25H254ZM47 23L45 22V25H47ZM49 23H48V24H49ZM52 23H53V22H52ZM77 23H78V22H77ZM87 23H88V22H87ZM112 23H113V22H112ZM121 23H118V24H121ZM144 23H145V21H144ZM146 23H148V22H146ZM157 23H154V24H157ZM232 23H234V22H232ZM232 23H230V24H232ZM247 23H248V25H249V21H248ZM62 24L64 25L65 23L61 22V25H62ZM92 24H93V25H92ZM113 24H115V23H113ZM113 24H112V25H113ZM122 24H121V25H122ZM152 24H153V23H152ZM160 24H161V23H160ZM160 24H158V25H160ZM175 24H176V23H175ZM190 24H191V23H190ZM190 24H188L189 27H190ZM236 24L234 23L233 25L236 26ZM256 24H255V25H256ZM49 25H50V24H49ZM49 25H47V28L53 30V33H54V30H55V28L57 29V27L55 26V28H53L52 26H54V24H53L52 26H49ZM79 25H80V23H79ZM102 25H103V23H102ZM112 25H111V26H112ZM116 25H117V22H116ZM121 25H117V26L122 27ZM127 25H126V26H127ZM131 25L133 26V24H131ZM137 25H140L139 22H138ZM142 25H143V24H142ZM158 25H157V26H158ZM162 25H163V24H162ZM178 25H179V24H178ZM188 25H186V28H187V29H188V27H187ZM248 25H247V26H248ZM255 25H254V26H255ZM31 26H32V24H31ZM66 26H68V23H67ZM66 26H65V27H66ZM124 26H125V25H124ZM143 26H144V25H143ZM160 26H161V25H160ZM163 26L165 27V32H166V29H168V27L166 28L167 25H165V24H164ZM163 26H161V27H163ZM191 26H192V25H191ZM242 26H244V25H241V28H244L246 31H247V29H249V28H247V27L245 28V27H242ZM245 26H246V25H245ZM259 26H260V27H259ZM24 27H23V28H24ZM32 27H33V26H32ZM49 27H52L53 29H52V28H49ZM65 27H64V28H65ZM70 27H71V26H70ZM91 27H90V29H91ZM98 27H99V26H98ZM98 27H97V30H96V31H98ZM133 27H134V26H133ZM133 27H132V28H133ZM144 27L146 28V26H144ZM144 27L142 28V29L144 30V32L142 31L143 34H145V31H146V30L144 29ZM216 27H217L218 29L220 28L221 31L219 30V31L216 32ZM238 27H240V26H238ZM256 27H254V28H256ZM23 28H20V29H23ZM25 28H24V29H25ZM45 28H46V27H45ZM60 28H61V27H60ZM74 28H76V27H74ZM81 28H79V31H77V33H78L80 36L82 35V34L79 33V32H81V30H82ZM106 28H108V26H107ZM110 28H111V27H110ZM110 28H109V29H110ZM112 28H116V27L114 26V27H112ZM122 28H123V27H122ZM126 28H127V27H126ZM132 28H131V33L134 31L133 29H134L135 27H134L133 29H132ZM137 28H138V27H137ZM151 28H152V27H151ZM156 28H157V27H156ZM156 28H155V27H154V29L152 28V29L154 30V32H155V29H156ZM174 28H175V27H174ZM181 28H182V29L185 28L184 25H181V27H180V28L178 27L177 29H181ZM190 28H191V27H190ZM251 28H252V26H251ZM48 29H46V31H49ZM58 29L55 30V31H59V30H60V29H59V30H58ZM61 29H62V28H61ZM72 29H73V28H72ZM80 29H81V30H80ZM84 29H83V31H84ZM92 29L95 30L93 27H92ZM128 29H129V31H130V27H128ZM128 29H126V30H128ZM138 29L140 30L141 28H138ZM138 29H137L136 31L139 32V33H141ZM149 29H150V28H149ZM149 29H148L149 32H153V31H151L152 29H151V30H149ZM158 29H159V27H158ZM162 29H163V28H162ZM162 29H161V30H162ZM175 29H176V28H175ZM218 29H217V30H218ZM238 29H239V28H238ZM238 29H237V30H238ZM244 29H243V30H244ZM257 29H254V30L256 31ZM32 30H33V29H32ZM70 30H71V29H69L68 31H70ZM93 30H92V31H89L90 33L87 31V33L91 35V32H93ZM105 30H107V29H105ZM110 30H111V29H110ZM112 30H113V29H112ZM116 30H117V29H116ZM132 30H133V31H132ZM161 30H160V33H161ZM235 30H236V29H235ZM243 30H242V31H243ZM254 30H253V31L251 30V31L253 32V34H254V32H255ZM16 31H17V32H16ZM19 31H20L19 33H22V32H23V31L21 32V30H19ZM72 31H73V30H72ZM83 31H82V32H83ZM96 31H95V32H96ZM107 31H108V30H107ZM148 31H146V34L144 35V38L147 37L146 35H147V32H148ZM167 31H169V29H168ZM223 31H224V30H223ZM251 31L249 30L250 34L252 33ZM24 32H25V30H24ZM24 32H23V33H24ZM50 32H51V31H50ZM62 32H63V31H62ZM73 32H74V31H73ZM103 32H104L103 35H105V34H107V33L109 34L110 31H108L107 33H106L105 31H103ZM117 32H118V31H117ZM121 32H122V29H121ZM123 32H124V31H123ZM123 32H122V33H123ZM134 32H135V31H134ZM137 32H135V33L137 34ZM149 32H148V33H149ZM165 32H163V33H165ZM218 32H222V33H218ZM235 32H236V34H234V35L236 36L238 32H237V31H235ZM244 32H245V31H244ZM249 32H248V33H249ZM256 32H257V31H256ZM15 33H14V36L17 35V34L15 35ZM26 33H27V31L25 32V34H26ZM53 33H49V34H52L53 38H56V37H54V34H53ZM56 33H57V32H56ZM58 33H60V32H58ZM69 33H70V32H69ZM69 33H68V34H69ZM74 33H76V30H75ZM83 33H85V31H84ZM87 33L84 34V36H85L84 38H87V37H86V34H87ZM93 33H94V32H93ZM110 33H111V32H110ZM122 33H121V35H123ZM131 33L129 32V34H130L131 36H133L134 34L132 35ZM160 33H159V31L157 32V30H156V35L158 34V35L160 36V39L162 40V37L164 38V36L162 35L163 33H161V34H160ZM226 33H227V35H226ZM233 33H234V32H233ZM240 33H242V32H240ZM248 33H247V34L244 33V34H245V35H249ZM33 34H34V33H33ZM33 34H31L30 36L32 37ZM61 34H62V33H61ZM78 34H77V36H78ZM125 34H126V32H125ZM152 34H154V33H152ZM152 34H148V35H150V37H151ZM165 34H166V35H167V34L169 35V32H166ZM18 35L21 36L20 34H18ZM23 35H24V34H22L21 38L24 37ZM26 35H28V34H26ZM66 35H67V34H66ZM95 35H97V32H96ZM109 35H111V34H109ZM109 35H108V36H109ZM112 35H113V33H112ZM116 35H117V34H116ZM139 35L141 36V34H138V36H139ZM156 35H155V36H156ZM158 35H157V36H158ZM161 35H162V37H161ZM166 35H165V37H166ZM170 35H171V34H170ZM239 35H241V34H239ZM239 35H238V36H239ZM256 35L258 36V34H256ZM57 36H58V35H57ZM59 36H60V35H59ZM98 36H99V35H98ZM108 36H107V39H108ZM117 36H118V35H117ZM145 36H146V37H145ZM208 36L210 37V39H208ZM218 36L220 37L219 39H218ZM252 36H253V35H252ZM252 36H250V37L252 38ZM17 37H18V36H17ZM34 37H35V36H34ZM70 37L72 38L73 36H70ZM74 37H76V36H74ZM101 37H104V36H101ZM111 37H112V36H111ZM111 37L109 36V38H111ZM123 37H124V36H123ZM125 37H128V36H125ZM152 37H153V36H152ZM171 37H172V35H171ZM171 37H170V38H169V37H166V39L169 38V39L171 40ZM173 37H174V34H173ZM188 37H189V36H188ZM194 37H195V35H194ZM231 37H232V36H231ZM231 37H230V38H231ZM243 37H244V35H243ZM245 37L248 38L249 36H245ZM245 37H244V38H245ZM255 37H256V36H255ZM24 38H25V37H24ZM57 38H58V37H57ZM57 38H56V39H57ZM59 38L61 39V37H59ZM88 38H89V35H88ZM104 38H106V36H105ZM104 38H103V39H104ZM114 38H115V37H114ZM133 38H135V37L133 36ZM153 38H154V37H153ZM186 38H187V37H186ZM186 38H185V39H186ZM234 38H235V37H234ZM28 39H29V38H28ZM111 39H112V38H111ZM115 39H116V38H115ZM147 39H148V37H147ZM154 39L156 40V43H158L159 38H158V40H157L156 38H154ZM164 39H165V38H164ZM172 39H173V38H172ZM185 39H184V40H185ZM197 39H198V37H197ZM227 39H228V38H227ZM231 39H232V38H231ZM239 39H240V38H238V40H239ZM18 40H19V37H18ZM18 40H17V42H18ZM21 40H22V39H21ZM31 40H32V39H31ZM72 40H74V39L69 40V42L72 41ZM79 40H80V39H79ZM108 40H109V39H108ZM108 40H106V41H108ZM116 40H118V39H116ZM136 40H137V39H136ZM139 40L141 41L142 38H141V39L139 38ZM150 40H151V39H150ZM150 40H149V41H150ZM194 40H195V39H194ZM199 40H200V38H199ZM206 40H200V41H201V42L204 41L205 44H207V41H206ZM213 40H214V39H213ZM232 40H234L233 42H235V41L237 42V40H235V39H232ZM232 40L229 39L230 42H231ZM240 40H241V39H240ZM244 40H245V39H244ZM246 40H248V39H246ZM253 40H254V39H253ZM256 40H255V41H256ZM24 41H26V40H24ZM32 41H34V39H33ZM32 41H31V42H32ZM36 41H37V40H36ZM54 41H55V40H54ZM74 41H75V40H74ZM74 41H72V42H74ZM81 41H82V40H81ZM87 41H88V40H87ZM102 41H103V40H102ZM109 41H110V40H109ZM140 41H139V43H140V44H143V40H142L141 42H140ZM167 41H168V40H167ZM197 41H198V40H197ZM200 41H199L198 43H200ZM211 41H212V40H211ZM211 41L208 42V44H212ZM242 41H243V39H242ZM262 41H263V40H262ZM262 41H261V42H262ZM19 42H20V41H19ZM29 42H30V41H29ZM78 42H79V41H78ZM103 42H104V41H103ZM110 42H112V41H110ZM134 42H135V41H134ZM144 42H146V41L144 40ZM160 42H162V41H160ZM191 42H193V41H191ZM233 42H232V43H233ZM244 42H245V41H244ZM244 42H243V43H244ZM246 42H247V41H246ZM21 43H22V41H21L20 44H18V45H21ZM25 43H26V42H25ZM27 43H28V42H27ZM33 43H34V42H32V47H31V43L29 44V45H30V49H29V50H31V48H33L34 46H36V45L33 46ZM70 43H71V42H70ZM70 43H69V45H70ZM75 43H76V42H75ZM89 43L92 44L91 42H89ZM89 43L87 42V44H89ZM135 43H136V42H135ZM135 43H134V45H135V47H136L137 43H136V44H135ZM139 43H138V45H137V48H138V46H139V47L141 46V45H139ZM151 43H152V40H151ZM165 43H166V42H165ZM193 43H195V42H193ZM193 43H190V41H189V44H192V45H193ZM196 43H197V42H196ZM196 43H195V44H196ZM198 43H197V44H198ZM202 43H203V42H202ZM225 43H227V42H225ZM232 43H231V45H232ZM240 43H241V42H240ZM248 43H249V42H248ZM253 43H254V42H252L251 44H253ZM34 44H35V43H34ZM73 44H74V43H73ZM76 44H78V43H76ZM76 44H74V45H76ZM84 44H86V43H84ZM107 44H108V43H107ZM107 44H106V45L103 44L104 47L106 46V47H105V51H106V48H107ZM115 44H116V43H115ZM120 44H121V43H120ZM128 44H129V43H128ZM153 44H154V40H153ZM161 44H162V43H161ZM167 44H168V42H167ZM167 44L162 45L163 48H164V46H166V47H165V50L170 49V48H167V47L169 46V45L167 46ZM186 44H187V43H185V45H186ZM189 44H188V45H189ZM195 44H194V45H195ZM197 44H196V45H197ZM208 44H207V45H208ZM227 44H228V43H227ZM229 44H230V43H229ZM229 44H228V46H230ZM233 44H234V43H233ZM235 44H236V43H235ZM237 44H238V43H237ZM237 44H236V45H237ZM255 44H257V43H255ZM259 44H260V42H258L257 46L253 44V45H252V46H253V49H254L255 47H256L255 49H258V48H259ZM18 45H17V46H18ZM65 45H66V44H65ZM67 45H68V43H67ZM67 45H66V47H67ZM69 45H68V46H69ZM80 45H81V44H80ZM82 45H83V43H82ZM97 45H98V44H97ZM113 45H114V44H113ZM134 45H133V46H134ZM147 45H148V44H147ZM149 45H150V44H149ZM149 45H148V47H149ZM154 45H155V44H154ZM154 45H153V47H154ZM183 45H184V43L181 44V45H180V48H178V49H182V48H183ZM192 45H189V47H187V49H186V47L184 46L185 50H188V48H190V47L193 48L194 46H192ZM196 45H195V46H196ZM198 45H199V44H198ZM23 46H24V42H23V45H21L20 47H23ZM70 46H71V45H70ZM78 46H79V45H78ZM101 46H102V44H100V47H101ZM127 46H128V45H127ZM129 46H132V44L130 43ZM143 46H145V45H142V48H143ZM150 46H151V45H150ZM155 46H156V45H155ZM181 46H182V47H181ZM212 46H213V45H212ZM228 46L226 47V50H227ZM241 46H242V45H241ZM241 46H240V47H241ZM254 46H255V47H254ZM260 46H261V44H260ZM20 47H19V48H20ZM25 47L29 48V46H25ZM83 47H84V46H83ZM83 47H82V48H83ZM102 47H103V46H102ZM102 47H101V50H102ZM108 47L110 48V45H108ZM151 47H152V46H151ZM158 47H159V46H158ZM160 47H161V45H160ZM169 47H171V46H169ZM176 47H177V46H176ZM216 47H217V46H216ZM231 47H233V46H230L229 48L231 49ZM234 47H236V46L234 45ZM234 47H233V48H234ZM240 47H239V48H240ZM257 47H258V48H257ZM262 47H263V46H262ZM17 48H18V47H16V46L14 47L15 50H18ZM71 48H72V47H71ZM78 48H79V47H78ZM113 48H114V46H113ZM137 48H136V49H137ZM184 48H183V49H184ZM192 48H190V49H192ZM201 48H202V47H201ZM219 48H222V46H219ZM219 48H216V49H219ZM223 48H224V44H223ZM249 48H250V46H249ZM251 48H252V47H251ZM64 49H66V48H64ZM68 49H69V48H68ZM83 49H84V48H83ZM86 49H88V52H89V49H91V48H86V47H85V50H83V51L85 52ZM129 49L131 50V47H130ZM136 49H134V50H136ZM139 49H140V48H139ZM144 49H145V47H144ZM146 49L148 50L147 47H146ZM146 49H145V51H146ZM151 49H154V48H151ZM155 49H157V48H155ZM155 49H154V50H155ZM183 49H182L181 52H184V51H185V50L183 51ZM194 49H195V47H194ZM213 49H214V46H213ZM213 49H212V51H214ZM237 49H238V48H237ZM15 50H14V51H15ZM22 50H24V47H23ZM25 50H26V49H25ZM36 50H37V53H38V46L36 47L35 50H34V49L31 50V51H32V54H33L34 52H36ZM92 50H93V48H92ZM101 50H100V51H101ZM140 50H141V49H140ZM154 50H153V51H154ZM162 50H164V49H162ZM198 50H199V48H198ZM207 50H208V49H207ZM209 50H211V49H209ZM209 50H208L207 52H206L205 50H204V51L208 54V52H212V51H209ZM223 50H225V49L219 50L220 52H218V53H223V52H224ZM240 50H241V49H240ZM259 50H260V49H259ZM262 50H263V48H262ZM14 51L12 50V53H13ZM27 51H28V50H27ZM33 51H34V52H33ZM66 51H69V50L66 49ZM80 51H81V50H80ZM80 51H79V52H80ZM103 51H104V50H103ZM105 51H104L103 53H105ZM112 51H113V50H112ZM124 51H126V50H124ZM127 51H128V50H127ZM127 51H126V52H127ZM137 51H138V50H137ZM137 51H136V52H137ZM168 51H169V50H168ZM179 51H180V50H179ZM200 51H201V49H200ZM204 51H203V52H204ZM217 51H218V50H217ZM221 51H223V52H221ZM232 51H233V49H232ZM235 51H236V49H234V52H235ZM237 51H239V50H237ZM246 51H249V50H246ZM22 52H25V51H22ZM106 52H107V51H106ZM126 52H124V53H126ZM154 52H155V51H154ZM156 52H158V50H156ZM156 52H155L154 54H157ZM190 52H191V54L194 53V52H193V49H192V51L190 50ZM190 52H189V53H188V52H187V53L184 52V53H186L187 56H188V55L190 54ZM201 52H202V51H201ZM201 52L198 53V54H201ZM203 52H202V53H203ZM214 52H215V51H214ZM214 52H213V53H214ZM228 52L230 53V51H228ZM234 52H233V53H234ZM253 52H255V51H253ZM262 52H264V51H262ZM28 53H29V52H28ZM37 53H36V54H37ZM73 53H74V52H73ZM73 53H72V54H73ZM99 53H101V52H99ZM128 53H129V52H128ZM161 53H162V51H161ZM161 53H160V55H161ZM184 53L182 54V57H183ZM206 53H204L205 55L203 54L201 57L206 56V55H207ZM218 53H214V54H215V55L217 54V55L220 56V54H218ZM226 53H227V52H226ZM236 53H238V52H236ZM236 53H235V54H236ZM256 53H257V57L255 56L254 59H251V60H254V61H251V60L248 61V62H250V63H249V69H250V70H249V73H250L251 75H252V74L254 75V80H256L257 83H258V82L260 83V81H262V80L264 79V74H262V73H264V72H263V70H264V59H263V61L260 62L261 58L259 59V57H260L261 53H259L260 55L258 54L257 51H256ZM256 53H254V54L256 55ZM10 54H11V52H10ZM32 54H31V55H32ZM72 54H71V56H72ZM75 54H76V56H77L78 52H76ZM75 54H74V56H75ZM81 54H82V53H81ZM101 54H102V53H101ZM136 54H137V53H136ZM138 54H141V56H142V54H144V52H143V53H140V52H139ZM146 54H147V53H146ZM154 54H153V55H154ZM166 54H167V53H166ZM166 54H165V56H166ZM186 54H185V56H186ZM191 54H190V55H191ZM194 54H195V53H194ZM223 54H225V53H223ZM239 54H240V53H238V55H239ZM254 54H253V55H254ZM14 55H15V54H14ZM16 55H17V54H16ZM24 55H26V54H24ZM24 55H23V56H24ZM34 55H35V54H34ZM38 55H39V54H38ZM105 55H106V53H105ZM105 55H104V56H105ZM114 55H115V54H113V56H114ZM134 55H135V54H134ZM134 55H133V56H134ZM151 55H152V54H151ZM151 55H150V56H151ZM160 55H159V56H160ZM195 55H197V54H195ZM195 55H192V56H193V57H191L192 59H191L190 56H189V59L191 60V62L195 60L196 63H198L199 61L197 62L196 59H193V58H195ZM209 55H210V54H209ZM232 55H233V54H232ZM236 55H237V54H236ZM238 55H237V56H238ZM250 55H251V54H250ZM262 55H263V54H262ZM2 56H3V55H2ZM17 56H18V55H17ZM71 56H69V57H71ZM78 56H79V54H78ZM95 56H96V55H95ZM104 56L102 55V57H104ZM123 56H125V55H123ZM133 56H132V58H133ZM138 56H139V55H138ZM141 56H139V57H141ZM143 56H144V55H143ZM146 56H147V55H146ZM146 56H145V57H146ZM156 56H157V55H156ZM159 56H158V57H159ZM179 56H180V55H179ZM211 56H212V54H211ZM229 56H230V55H229ZM234 56H235V55H234ZM245 56H246V55H245ZM14 57H15V56H14ZM14 57H13V58H14ZM24 57H25V56H24ZM36 57H37V60H35V61L37 62V61L39 60V58H38V56H36ZM67 57H68V56H67ZM83 57H84V56H83ZM98 57H99V56H98ZM98 57H96V58H98ZM116 57H117V56H116ZM116 57H114V59H112V60H115ZM129 57H130V56H129ZM129 57H128V59L130 60ZM134 57H135V56H134ZM145 57H144V58H145ZM153 57H154V56H153ZM153 57H152V59H153ZM166 57H167V56H166ZM180 57H181V56H180ZM198 57H199V56H198ZM198 57L196 56V58H198ZM201 57H200V58H201ZM225 57H227V55H226ZM231 57L233 58V56H231ZM235 57H236V56H235ZM238 57H239V56H238ZM27 58H28V57H27ZM27 58H26V59H27ZM65 58H66V56H65ZM72 58H73V57H72ZM74 58H75V57H74ZM85 58H87V60H88V57H85ZM105 58H106V56H105ZM137 58H138V57H137ZM146 58H148V57H146ZM160 58H161V57H160ZM186 58H187V57H186ZM200 58H198V59L200 60ZM203 58H204V57H203ZM208 58H209V57H208ZM213 58H214V57H213ZM213 58H212V59H213ZM215 58H216V57H215ZM221 58H223V62H224V63L222 62V63H223V65H222L223 68H221V69H224V68L228 69L227 67H228V65H229V64H228L229 61H228L226 58H224V57H221ZM229 58H230V57H229ZM262 58H264V57H262ZM33 59H34V58H33ZM77 59H78V58H77ZM99 59H101V58L99 57ZM120 59H121V58H120ZM120 59H119V57H118V60H120ZM124 59H125V58H124ZM134 59H135V58H134ZM134 59H133V61H134ZM163 59H165V58H163ZM206 59H207V58H206ZM216 59H217V58H216ZM248 59H249V58H248ZM7 60L9 61V59H7ZM21 60H22V59H21ZM66 60H67V59H66ZM116 60H117V58H116ZM125 60H127V59H125ZM136 60H137V59H136ZM138 60H139V58H138ZM142 60H143V59H142ZM150 60H151V57L149 58V61H150ZM161 60H162V59H161ZM179 60H182V59H179ZM190 60H189V61H190ZM201 60L203 61V59H201ZM209 60H210V59H209ZM209 60H208V63H212L213 60H212L211 62H209ZM217 60H219V59H217ZM233 60H234V59H233ZM235 60H236V59H235ZM239 60H241V59H239ZM242 60H243V59H242ZM242 60H241V61H242ZM245 60H247V59H245ZM2 61H3V60H2ZM25 61H26V60H25ZM28 61H29V60H28ZM83 61H85V60H83ZM83 61H81V62H83ZM97 61H98V60H97ZM102 61H103V60H102ZM121 61H122V59H121ZM127 61H128V60H127ZM130 61H131V60H130ZM139 61L141 62V60H139ZM151 61H152V60H151ZM156 61H159V60L157 59ZM182 61H184V60H182ZM189 61H188V59H187V62H189ZM202 61H201V63H202ZM227 61H228V62H227ZM5 62H6V60H5ZM17 62H18V61H17ZM22 62H23V61H21V63H22ZM29 62H30V61H29ZM68 62H69V60H68ZM70 62H71V61H70ZM109 62H111V61H109ZM112 62H113V61H112ZM117 62H118V61H117ZM135 62H136V61H135ZM144 62H145V61H144ZM144 62H143V63H144ZM146 62H147L148 65H149L150 62H148V61H146ZM153 62H154V61H153ZM153 62L150 63V64H153ZM161 62H162V61H161ZM161 62H160V63H161ZM163 62H164V61H163ZM179 62H181V61H179ZM203 62H204V61H203ZM215 62H217V61L215 60ZM218 62H219V61H218ZM234 62H235V61H234ZM245 62H246V64H248L247 61H245ZM245 62H244L243 65H245ZM252 62H253V63H252ZM6 63H7V62H6ZM15 63H16V62H15ZM19 63H20V62H19ZM30 63H31V62H30ZM33 63H34V61H33ZM86 63H87V62H86ZM94 63H97V62H95V59H94ZM98 63H99V61H98ZM113 63H114V62H113ZM113 63H111V64H113ZM127 63H128V62H127ZM127 63H126V64H127ZM129 63H130V62H129ZM129 63H128V64H129ZM136 63H137V62H136ZM147 63H146V64H147ZM156 63H157V62H156ZM192 63H193V62H192ZM194 63H195V62H194ZM196 63H195V64H196ZM199 63H200V62H199ZM201 63H200V64H196V65L200 68V67H202L201 65H203V67H205L206 64H208L207 61H206V64H205V65H204V64H201ZM231 63H233V62H231ZM236 63L238 64L239 62L236 61ZM26 64H28V63H26ZM31 64H32V63H31ZM82 64H83V63H82ZM82 64H81V65H82ZM101 64H102V63H100V65H101ZM103 64H104V63H103ZM103 64H102V66H103ZM109 64H110V63H109ZM120 64H121V63H120ZM132 64H133V63H132ZM132 64H131V65H132ZM167 64H168V63H167ZM180 64H181V63H180ZM180 64H178V65H180ZM183 64H184V63H183ZM188 64H189V63H188ZM239 64H240V63H239ZM239 64H238V65H239ZM3 65H4V64H3ZM6 65H7V64H6ZM8 65H9V64H8ZM34 65H35V64H34ZM37 65H39V63H37ZM37 65H36V66H37ZM72 65H73V63H72ZM105 65H106V63H105ZM121 65H122V64H121ZM124 65H125V64H124ZM129 65H130V64H129ZM156 65H157V64H156ZM163 65H165V64L163 63ZM199 65H200V66H199ZM211 65H213V63H212ZM220 65H221V64H220ZM233 65H234V66H233ZM233 65H232V66H233L234 69H235V68L237 67V65H236V66H235V64H233ZM241 65H242V63H241ZM13 66H16V64L13 65ZM24 66H26V65H24ZM28 66H29V65H28ZM66 66H68V65H66ZM87 66H90V65L87 64ZM108 66H109V65H108ZM108 66H107V67H108ZM111 66H112V65H111ZM113 66H114V64H113ZM115 66H117V64H116ZM118 66H119V63H118ZM132 66H133V65H132ZM160 66H162V64H161ZM185 66H186V68H187V66H189V65L186 64ZM208 66H209V65H208ZM230 66H231V65H229V67H230ZM232 66H231V67H232ZM247 66H248V65H247ZM9 67H10V66H9ZM30 67H31V66H30ZM34 67H35V66H34ZM69 67H71V65H69ZM74 67H76V65H74ZM77 67H78V66H77ZM85 67H86V66H85ZM85 67H84V68H85ZM90 67H91V66H90ZM119 67H120V66H119ZM122 67H123V66H122ZM133 67L135 68V70L137 69L135 66H133ZM133 67H132V68H133ZM139 67H140V66H139ZM139 67H138V70H139ZM142 67H143V66H142ZM144 67L146 68L147 65L144 66ZM157 67H158V69L160 68V67H159V63H158V65H157ZM162 67H164V66H162ZM165 67H166V66H165ZM181 67H182V66H181ZM183 67H184V65H183ZM192 67H194V66H192ZM195 67H196V66H195ZM198 67H196V68H198ZM209 67H210V66H209ZM209 67H207V68H209ZM216 67H218V66H214V65H213V68H216ZM238 67L240 68V65H239ZM238 67H237V68H238ZM245 67H246V65H245ZM245 67L242 66V67L240 68V70H241L242 68H245ZM7 68H8V67H7ZM10 68H11V67H10ZM17 68H18V67H17ZM17 68H15V69L17 70ZM19 68H20V67H19ZM27 68H28V67H27ZM31 68H33V67H31ZM65 68H67V67H65ZM81 68H83V67H81ZM87 68H88V67H87ZM116 68H117V67H116ZM132 68H131V69H132ZM149 68H150V71H151V69H153V68H155V67H153V66H149ZM189 68H190V67H189ZM189 68H188V69H189ZM196 68H195V71H196ZM20 69H21V68H20ZM20 69H19V71H20ZM67 69L69 70V68H67ZM72 69H73V68H72ZM76 69H77V68H75V70H76ZM78 69H79V67H78ZM88 69L90 70V68H88ZM119 69H121V67L116 69V70H117V73L115 72V74H118V75H119V73H118V70H119ZM127 69H130V68H127ZM131 69H130V71L133 70V69H132V70H131ZM155 69H156V68H155ZM165 69H166V68H164V69L161 68V70H164V71H165ZM182 69L184 70L185 68H182ZM191 69H192V68H191ZM205 69H206V67L204 68V70H205ZM210 69H211L212 74H213V70H214V69L212 70V67H211ZM210 69H208V70H210ZM217 69H218V68H217ZM219 69H220V68H219ZM229 69H230V68H229ZM234 69H232V70L230 69L229 72H231V71H234V72H235ZM245 69H246V68H245ZM245 69H242L244 75H242V72L239 70V71L241 72V74H240V72H239V73L237 72L238 74H237L236 72H235V73H234V72H231V76H229L230 73H229V75H228V74L226 73L225 69H224V71H225L224 74H225V75H224V74L221 75V73H220V75L223 76V77H222L223 83H225L224 81L230 82V80H231V78H232V73L235 74V75L233 74L234 77H238V75H239V76H240V75H241V76H245V75H246V74H245V71H246ZM16 70H15V71H16ZM25 70H26V69H25ZM28 70H29V68L27 69V73H28ZM31 70H32V69H31ZM123 70L125 71V69H123ZM140 70H141V69H140ZM166 70H167V69H166ZM198 70H199V69H198ZM198 70H197V71H198ZM208 70H207V71H208ZM237 70H238V69H237ZM244 70H245V71H244ZM21 71H22V70H21ZM29 71H30V70H29ZM32 71H34V70H32ZM66 71H67V70H66ZM78 71H79V70H78ZM90 71H91V70H90ZM94 71H95V70H94ZM96 71H98V69H97ZM108 71H113V70H112V68H111L110 70L108 69ZM130 71H129V73L131 74ZM145 71H147V70H145ZM148 71H149V70H148ZM156 71L158 72L157 69L155 70V73H156ZM197 71H196V72H197ZM202 71H203V70H202ZM215 71H218V70L215 69ZM219 71H220V70H219ZM221 71H222V70H221ZM12 72H13V71H12ZM17 72H18V71H16V73H17ZM24 72H25V71H24ZM24 72H23L22 75H24ZM75 72H76V71H75ZM81 72H86V71H81ZM126 72H127V71H126ZM126 72H125V73H126ZM136 72H137V71H136ZM138 72H139V71H138ZM189 72H193V70H192V71H189ZM189 72H188V73H189ZM204 72H205V71H204ZM209 72H210V71H209ZM30 73H32V72H30ZM77 73H78V72H77ZM87 73H88V72H87ZM96 73H98V72H96ZM102 73H103V72H102ZM121 73H122V71L120 72V75H121ZM125 73L123 72V74H125ZM134 73H135V72H134ZM146 73H147V72H146ZM146 73H145V74H146ZM151 73H154V69H153V72L151 71ZM158 73H159V72H158ZM188 73H187V74H188ZM198 73H199V72H198ZM205 73H206V72H205ZM246 73H248V72H246ZM1 74H3V73H1ZM18 74H19V73H18ZM28 74H29V73H28ZM34 74H35V73H34ZM36 74H38V73H36ZM85 74H86V73H85ZM99 74H100V73H99ZM99 74H98V75H99ZM115 74H114V78H115V76H116ZM126 74H127V73H126ZM126 74L124 75V77H123V76L121 77V78H123V80L125 79V76L127 77V79L129 78ZM135 74H136V73H135ZM160 74H161V73H160ZM163 74H164V73H163ZM189 74H191V73H189ZM203 74H204V73H203ZM212 74L208 75V77L212 76ZM236 74H237V75H236ZM19 75H20V74H19ZM29 75H30V74H29ZM38 75H39V74H38ZM71 75L73 76V73H72V72H71ZM75 75H76V74H75ZM81 75H82V73H81ZM81 75H80V76H81ZM83 75H84V74H83ZM88 75H89V73H88ZM88 75H87V77H83V78L85 79V81L89 79V78H88ZM101 75H102V74H101ZM101 75H100L98 78L101 79ZM118 75H117V76H118ZM133 75H134V74H133ZM146 75H147V74H146ZM146 75H144V77H145ZM149 75H151V74H149ZM149 75H147L146 79L148 78ZM161 75H162V74H161ZM213 75H215V72H214ZM217 75H219V73H218ZM220 75H219V76H220ZM227 75L229 76V78H226ZM0 76H2V75H0ZM39 76H41V75H39ZM76 76H77V75H76ZM76 76H74V77H76ZM85 76H86V75H85ZM93 76H94V75H92V77H93ZM158 76H159V75H158ZM158 76H157V77L154 76V77H156V79H158ZM165 76H167V75H165ZM194 76H196V73H195ZM197 76H198V74H197ZM204 76H206V74H204ZM2 77H3V76H2ZM5 77H6V76L4 75V78H5ZM22 77H24V76H22ZM22 77H21V78H22ZM30 77H31V76H30ZM33 77H34V75H33ZM36 77H38V76H36ZM77 77H78V76H77ZM90 77H91V75H90ZM141 77H142V76H140V78L138 77L137 79L141 81V80H142ZM152 77H153V76H152ZM152 77H151V78H152ZM154 77H153V78H154ZM159 77H162V76H159ZM179 77H180V76H179ZM186 77H187V76H186ZM186 77H185V78H186ZM189 77H190V75H189ZM189 77H188V79H189ZM212 77H214V76H212ZM215 77H216V76H215ZM224 77H225V78H224ZM245 77H246V76H245ZM0 78H1V77H0ZM18 78H19V77H18ZM27 78H28V76H27ZM70 78H71V77H70ZM86 78H87V79H86ZM94 78H95V76H94ZM94 78H90V79H94ZM98 78L96 77V79H98ZM119 78H120V77H119ZM162 78H163V77H162ZM162 78H161V79H162ZM202 78H205V77H202ZM210 78H211V77H210ZM19 79H20V78H19ZM31 79H32V78H31ZM33 79H34V78H33ZM33 79H32V81H33ZM37 79H38V78H37ZM37 79H36V80H37ZM39 79H40V78H39ZM75 79H76V78H75ZM144 79H145V78H144ZM146 79H145V80H146ZM154 79H155V78H154ZM161 79H160V80H161ZM163 79H165V77H164ZM163 79H162L161 81H159V82H162ZM180 79H181V78H180ZM194 79H195V77H194ZM197 79H198V77H197ZM199 79H200V75H199ZM205 79H206V78H205ZM214 79H215V78H214ZM216 79H218V78L216 77ZM225 79H226V80H225ZM1 80H2V79H1ZM7 80H8V78H7ZM27 80H29V79H27ZM36 80H35V81H36ZM40 80H42V78H41ZM79 80H80V78H79ZM113 80H114V79H113ZM115 80H116V78H115ZM117 80H118V78H117ZM125 80H126V79H125ZM138 80H137V81H138ZM152 80H153V79H152ZM152 80H151V81H152ZM191 80H192V78H191ZM222 80H221V81H220V79L215 80V83H216V82H222ZM232 80L235 81L236 79H233V78H232ZM240 80H241V78H239L238 81H240ZM242 80H243V79H242ZM3 81H4V80H3ZM17 81H18V80H17ZM30 81H31V80H30ZM30 81H29V82H30ZM37 81H38V80H37ZM76 81H77V80H76ZM140 81H139V83H140ZM142 81H143V80H142ZM142 81H141V83H142ZM157 81H158V80H157ZM200 81H201V80H200ZM252 81H253V80H252ZM5 82H6V81H5ZM23 82H24V80H23ZM27 82H28V81H27ZM41 82H42V81H41ZM78 82H80V81H78ZM88 82H90V80H89ZM88 82H87L86 84H90L92 81H91L90 83H88ZM104 82H105V81H104ZM119 82H120V81H119ZM123 82H124V81H123ZM149 82H150V81H149ZM190 82H191V81H190ZM1 83H3V82H1ZM9 83H10V82H9ZM13 83H14V85H15V82H13ZM19 83H20V82H19ZM35 83H37V82H35ZM39 83H40V82H39ZM84 83H85V82H84ZM124 83H125V82H124ZM126 83H130V81H129V82L126 81ZM126 83H125V84H126ZM146 83H147V81H146ZM153 83H154V81L152 82V84H153ZM157 83H158V82H157ZM165 83H166V82H165ZM199 83H200V82H199ZM199 83H198V85H199ZM237 83H238V82H237ZM7 84H8V83H7ZM11 84H12V81H11ZM11 84H10V85H11ZM40 84H41V83H40ZM96 84H98V83H96ZM196 84H197V83H196ZM203 84H204V83H203ZM238 84H239V83H238ZM238 84H237V85H238ZM2 85H4V84H2ZM14 85H11L12 87H10V88H11V89H13V88L16 89V88L14 87ZM16 85H18V83H16ZM16 85H15V86H16ZM27 85H28V83H27ZM32 85H34V84L31 83V85H29V86H32ZM36 85H37V84H36ZM92 85H93V84H92ZM98 85H99V84H98ZM101 85L103 86L102 83H101ZM121 85H122V84H121ZM147 85H149V84L147 83ZM153 85H154V84H153ZM156 85H158V84H156ZM164 85H165V84H164ZM218 85H219V84H218ZM237 85H235V86H237ZM23 86H24V85H23ZM29 86H28V87H29ZM127 86H128V85H127ZM145 86H146V85H145ZM145 86H142V87H145ZM150 86H151V84H150ZM150 86H149V87H150ZM200 86H202V85H199V87H200ZM235 86H233V87H235ZM16 87H17V86H16ZM34 87H36V88L38 89L39 86H35V85H34ZM34 87H32V88H34ZM40 87H41V89H42V86H40ZM84 87H86V86H84ZM103 87H104V86H103ZM124 87H125V86H124ZM147 87H148V86H147ZM194 87H195V86H194ZM17 88H19V86H18ZM20 88H21V87H20ZM80 88H81V87H80ZM96 88H97V87H96ZM96 88H95V90H97ZM104 88H105V87H104ZM145 88H146V87H145ZM201 88H202V87H201ZM203 88H204V87H203ZM4 89H5V87H4ZM8 89H9V88H8ZM11 89H9V90H11ZM39 89H40V88H39ZM39 89L36 90L37 95H39V94H38V93H39V92H38ZM43 89H44V88H43ZM82 89H83V86H82L81 90H82ZM88 89H89V87H88ZM101 89H103V88H101ZM150 89H151V88H150ZM150 89H149V88H148V89L146 88V91H147V90H150ZM159 89H160V88H159ZM234 89H235V88H234ZM2 90H3V89H2ZM9 90H8V91H9ZM17 90H18V89H17ZM19 90H20V89H19ZM19 90H18V91H19ZM22 90H23V89L21 88V91H22ZM95 90L92 91V93L95 92ZM151 90H152V89H151ZM154 90H156V89H154ZM0 91H1V90H0ZM15 91H16V90H15ZM15 91H13V92H15ZM23 91H25V90H23ZM85 91H86V89H85ZM98 91H99V90H98ZM43 92H45V91L43 90ZM87 92H88V90H87ZM87 92H86V93H87ZM147 92H149V91H147ZM223 92H224V91H223ZM9 93H10V92H9ZM18 93H20V92H17V94H18ZM22 93L25 95V92H22ZM22 93H21V94H22ZM31 93L33 94V90L31 91ZM36 93H35V89H34V95H35ZM40 93H41V90H40ZM80 93H81V92H80ZM82 93H83V92H82ZM95 93H96V92H95ZM99 93H100V91H99ZM144 93H145V92H144ZM224 93H225V92H224ZM13 94H14V93H13ZM17 94H16V95H17ZM23 94H22V95H23ZM84 94H85V93H83L82 95H84ZM105 94H106V93H105ZM105 94H104V96H105ZM11 95H12V94H11ZM24 95H23V96H24ZM89 95H90V94H89ZM107 95H108V94H107ZM227 95H228V93H227ZM7 96H8V95H7ZM20 96H21V95L19 94V98H20ZM84 96H85V95H84ZM94 96H95V95H94ZM79 97H80V96H79ZM98 97H99V96H98ZM211 97H212V96H211ZM0 98H1V97H0ZM17 98H18V97H17ZM17 98H16V100H17ZM21 98L24 99L23 97H21ZM88 98H90V97H88ZM99 98H100V97H99ZM147 98H148V97H147ZM14 99H15V98H14ZM25 99H26V97H25ZM29 99H30V98H29ZM83 99H84V98H83ZM210 99H211V98H210ZM1 100H2V99H0V101H1ZM9 100H10V98H9ZM9 100H8V101H9ZM27 100H28V99H26V102H27ZM98 100H99V99H98ZM104 100H105V99H104ZM104 100H103V101H104ZM3 101L6 102L7 100H3ZM10 101H11V100H10ZM36 101H37V98H36ZM94 101H95V98H94ZM18 102L20 103V101H18ZM26 102H24V103H25L24 105H26ZM38 102H39V101H38ZM79 102H80V101H79ZM85 102H86V101H85ZM88 102H89V99H88ZM0 103H1V102H0ZM21 103H22V102H21ZM28 103H29V102H27L26 109H27V106L29 105ZM86 103H87V102H86ZM98 103H99V101H98ZM100 103H101V102H100ZM14 104H15V102H14ZM40 104H41V103L39 102L38 105H40ZM88 104H89V103H88ZM101 104H105V103H101ZM2 105H3V104H2ZM2 105L0 104V109L2 108V107H1ZM4 105H7V103L4 104ZM24 105H21V106L23 107ZM16 106H17V105H16ZM16 106H15V107H16ZM21 106H20V107H21ZM78 106H80V104H78ZM87 106H88V105H87ZM9 107H10V102H8V106H7L8 111H9ZM18 107H19V106H18ZM18 107H16V108H18ZM37 107H38V106H37ZM90 107H91V106H90ZM7 108H6V106H5V110H6ZM11 108H12V107H11ZM28 108H30V107L28 106ZM15 110H16V109H15ZM20 110H21V109H20ZM120 110H121V109H120ZM8 111L6 112V114L4 113L5 116H6L7 118L5 117V119H3L4 117H3V118L0 117L1 119H3V121L6 120V121L4 122V125H3L4 128L7 127L8 125L10 126V128H12V124L15 123V122H14V118L12 117L13 114L11 113L12 110L10 111V114H8V113H9ZM26 111H27V110H26ZM26 111H25V107H24V110H23V112H22V113H23L22 116L25 115V116H23L24 119H25V117L28 115V114H26ZM18 112H19V111H18V109H17L16 113H18ZM32 112H33V111H32ZM20 113H21V111H20ZM20 113H19V115H20ZM4 114H1V116L4 115ZM7 114H8V115H11V117L9 116V117H10V118H9V117L7 116ZM29 116H31V115H29ZM15 117H16V116H15ZM18 117H20V116H18ZM16 118H17V117H16ZM16 118H15V119H16ZM26 118H28V117H26ZM91 118H92V117H91ZM7 119H8V121H9V122H8V125H6V124H7ZM9 119H10V120L13 119V120H11V121H12V124H11V121H10ZM20 119H22V118H20ZM20 119H19V121L17 120L16 122H17V123H18V122H21ZM24 119H23V120H24ZM29 119H30V118H29ZM33 119H34V118H33ZM23 120H22V121H23ZM87 120H88V119H87ZM0 121H1V120H0ZM24 121H25V120H24ZM29 121H30V120H28V122H29ZM31 121H32V120H31ZM2 123H3V122H2ZM17 123H16V124H17ZM21 123H22V122H21ZM21 123H20V124L18 123L19 126L21 125V126L24 127V125L21 124ZM23 123H24V122H23ZM25 123H27V120L25 121ZM30 123H31V122H30ZM30 123H29V124H30ZM0 124H1V123H0ZM18 124H17V125H18ZM26 125L29 126L28 124H25V126H26ZM32 125H33V124H32ZM15 126H16V125H15ZM21 126H20V127H21ZM23 127H22V128H23ZM8 128H9V127H8ZM8 128H7L6 130H8ZM16 128H17V127H16ZM24 128H26V127H24ZM18 129H19V128H18ZM20 129H21V128H20ZM27 129H28V128H27ZM27 129H26V131H27ZM1 130H2V129H1ZM6 130H5V131H6ZM21 130H23V129H21ZM30 130H31V129H30ZM10 132H11V129H10L9 133H10ZM13 132H14V131H13ZM1 133H2V132H1ZM4 133H5V132H4V130H3V134H4ZM9 133H8V131H7V135H10V134H11V133H10V134H9ZM16 133H17V132H16ZM18 134H19V133H18ZM5 135H6V134H5ZM7 135H6V136L3 135V136H4V137H7ZM11 135H12V134H11ZM1 137H2V135L0 136V138H1ZM4 137H2V138H4ZM10 137H11V136H9V138H10ZM2 138H1L0 140H2ZM6 139L8 140V142L10 141V140L8 139V137H7ZM6 139H5V140H6ZM10 139H11V138H10ZM2 142H3V140L0 141V143H1V144H0V148L2 147V146H1V145H2ZM5 142H7V141H4V143H5ZM30 142H31V141H30ZM5 144H6V143H5ZM74 150H75V149H74ZM1 153H2V152H1ZM250 195H251V194H250ZM250 195H249V197H248V199H249V203H248V204H250L251 207H252V206H257V207L259 208V210H262V206H261V204H262V205H263V209H264V199H263V197H260L256 202H253L254 200H252V199H253L252 197H254L255 195L253 194L252 197H250ZM166 211H167L166 209H163V210H161V211L158 212V214H159L158 217L161 218L163 222H165V223H167V224H168V222H169L168 225H169L170 227L167 225L166 228L169 227L170 230L173 231V232H175L176 230H181V229H182V230H185V231H183V232L188 233V235L186 234L187 236H186V235H185V236H184V235H181L180 237L175 238V237L172 236V235H167V234H166V231H169V230H165V231H164V229H163V231H164V233H163L162 228H158L159 226L157 227V226L155 225V226L157 227V230H156V229L153 230V231H152V229H150V230L153 232L154 235H156L157 232H159V233H158L159 237H158V236H157V237H154L155 240H153V242L156 241V243H155V246H153V248H150V247H151V246H150L151 243H150V245H149V243H148L147 241H145L147 244L145 243V245H143L144 243L141 242L142 240L139 241V242H141V243H139V242L137 241V242H138V245H137L136 240H135V242H134V240H132V238H130V240L132 241L130 244H129L130 241L127 240V241H129V242L127 243V241H126V239H125L124 243H122V246H121V243H120V244H118V243H119V241L122 240V239H120L118 236H117L116 239L114 238L116 241L113 240L114 243L116 242L115 244H114V243H111L112 241H111V242H108V241H107V242L109 243V244L107 243V245H106V246H108L107 249L104 248V246H103L102 244H100L99 242L96 243V241H95V243L93 244L94 247L91 246L93 249L90 248V249L92 250V253H91V254H88V258L86 259V264H117V261H119V260L121 261V260H123V258H124V262H123V261H122V263L119 262V264H230V262L228 261L227 256L225 255V253H223V252H219L218 249L215 250L213 257H211V253H212L211 251H212V249L210 250L211 247H209V245L207 244V242H205L204 238H206V236H205L204 232H202V230H201V229H203L204 227L200 226L201 229L198 227L195 231H192V230H190L189 228L195 226L194 224H191V223H193V222H191V220H192V219H195V220L198 222V226L201 225V223L208 222L209 224L212 223L213 225H216V226L218 227V226H219L218 224H220L221 222H222V223L225 222V223H227L229 226H238V225H241V226L238 227V229H240V228H243V227L246 225V223H247V219H248V218H245L246 216H243V213H241L242 211H235V212H231V213L226 214V213H227L226 210H223V211L218 210V211L214 212L212 215H210V216H206V217H200V218H199V216H201V214H199V215H194V216L189 215V216H185V217H181V216H179V219H178V215H172V214H169V213L166 212ZM174 218L177 219L178 221H177V223L175 222L176 224H173V225H172V222H171V221H174ZM161 219H160V222H162ZM243 221H244V222H243ZM152 222H153V221H151V223H152ZM189 222H190V223H189ZM153 224H154V223H153ZM230 224H231V225H230ZM171 226H172V227H171ZM183 226H186V227H189V228H185V227H183ZM156 227H155V228H156ZM221 227H222V226H221ZM221 227H220V229H221ZM238 229H237V230H238ZM158 230H159V231H158ZM160 230L162 231V233H161ZM182 230H181V231H182ZM222 230H224L223 232H225V229L222 228ZM147 231H149V230H148V227H147ZM240 231H241V230H240ZM149 232H150V231H149ZM235 232H236V231H235ZM245 232H246V231H245ZM245 232H244V233H245ZM185 233H184V234H185ZM216 233H217V232H216ZM225 233H226V232H225ZM233 233H234V232H233ZM240 233H243V232H240ZM189 235H190V236H189ZM240 235H241V234H240ZM169 236H172V237H169ZM232 237H233V236H232ZM112 238H113V237H112ZM209 238H210V237H209ZM123 239H124V237H123ZM241 239H242V238H241ZM250 239L254 240L255 237H254L253 235H247V240L251 241ZM257 239H258V238H257ZM242 240H243V239H242ZM258 240H259L260 242L264 243V235H260V237H259ZM258 240H257V241H258ZM109 241H110V240H109ZM208 241H209V240H208ZM133 242H134L137 246L134 245V244H132ZM151 242H152V241H151ZM245 242H246V241H245ZM251 242H252V241H251ZM255 242H256V241H255ZM256 243H257V242H256ZM139 244H140V245H139ZM213 244H214V243H213ZM247 244H248V243H247ZM251 244H253V242H252ZM251 244H250V245H251ZM229 245H230V244H229ZM210 246H211V245H210ZM255 246H256V247H255ZM255 246H254V247L257 248L258 245L256 244ZM141 247H142L143 249H145V250H142ZM212 247H213V246H212ZM219 247H220V246H219ZM237 247H238V246H237ZM260 247L263 248L262 246H260ZM229 248H230V247H229ZM258 248H259V246H258ZM87 249H88V248H87ZM115 249H117V251H116ZM139 249H140V250H139ZM259 249H260V248H259ZM220 250L222 251L221 248H220ZM229 250H230V249H229ZM254 250H255V249H254ZM260 250H261V249H260ZM43 251H44V248H43ZM115 251H116V253H115ZM141 251H143L144 253H140ZM145 251H146V252H145ZM261 251H262V250H261ZM263 251H264V250H263ZM30 252H33V251H30ZM34 252H35V251H34ZM36 252L38 253V251H36ZM36 252H35V253H36ZM88 252H89V251H88ZM227 252H228V250H227ZM24 253H25V252H24ZM41 253H42V252H41ZM41 253H40V255L38 256V258H39L40 256H42ZM43 253H44V252H43ZM110 253H111V254H110ZM228 253L231 254L230 251H229ZM235 253H236V252H235ZM235 253H233V254H231V255L233 256V255H235ZM258 253H259V250H258ZM33 254H34V253H33ZM44 254H45V253H44ZM114 254H115V255H114ZM248 254H249V253H248ZM262 254H263V252H262ZM29 255H30V254H29ZM117 255H118V256H117ZM18 256H19V253H18ZM26 256H27V255H26ZM89 256H90V257H89ZM114 256H115V257H114ZM119 256H120L122 259H121ZM15 257H16V256H15ZM21 257H24V256L22 255ZM21 257H20V258H21ZM32 257H33V256H32ZM118 257H119V259H118ZM230 257H231V256H230ZM235 257H236V256H235ZM250 257H251V256H250ZM263 257H264V254H263ZM17 258H18V257H17ZM17 258H16V259H17ZM26 258H27V257H26ZM115 258H116V260H117L116 263H114V262H115ZM239 258H240V257H239ZM239 258H237V259H239ZM247 258H248V257H247ZM214 259H216L217 261H213ZM250 259H251V258H250ZM19 260H20V259H19ZM27 260H29V259H27ZM27 260H26V262H27ZM232 260H233V258H232ZM248 260H249V258H248ZM248 260H247V262H248ZM263 260H264V259H262L261 261L264 262ZM30 261H31V260H30ZM35 261H36V259H35ZM39 261L43 263V261H42V260H39V259H37V263H34L33 261H32V263H34V264H39V263H40ZM241 261H242V260H241ZM249 261H250V260H249ZM251 261H252V260H251ZM255 261H256V260H255ZM24 262H25V261H24ZM14 263H16V262H14ZM236 263H237V261L235 262V264H236ZM240 263H241V262H240ZM240 263H239V264H240ZM242 263H244V262H242ZM242 263H241V264H242ZM256 263H257V262H256ZM18 264H19V263H18ZM27 264H28V263H27ZM29 264H30V263H29ZM40 264H41V263H40ZM44 264H45V261H44ZM248 264H250V263H248ZM252 264H254V262H253Z\"/></svg>", "mask_w": 264, "mask_h": 264}]
</instances>
